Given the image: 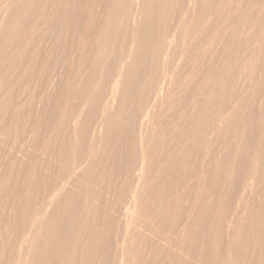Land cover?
<instances>
[{"label":"rangeland","instance_id":"rangeland-1","mask_svg":"<svg viewBox=\"0 0 264 264\" xmlns=\"http://www.w3.org/2000/svg\"><path fill=\"white\" fill-rule=\"evenodd\" d=\"M9 1V0H7ZM14 1V2H13ZM10 0L9 4L7 3L6 4V0H0V12L3 11L5 9V6L8 7V9L6 8V11L5 12H2L3 14H6L5 16L3 14H0L1 18H2V15H3V20H4V25H3V30L1 29V32H0V50H2V53L0 55V57L2 56V54L6 51H3V46L5 49H7L8 51V48H10V50L13 49V46H12V49H11V45L9 44H12L14 45V43L12 41H15V44L19 43L20 41H18V38L19 40H22L25 37H27V40H29L28 38H30V40H33V44L31 43L30 45V42L29 46L31 48H29L30 50H28V44L26 45L27 47H25L23 50H21L23 52V54L21 52H19L21 55H25L26 56H20V54H18L20 57L19 59L17 58V53L16 54H13L15 52V50H17L18 48H21L22 46H18L19 44H17L14 48V50H12V55L11 56V51L10 53L6 52L4 53V57L5 59H2V67L4 66L3 64H5L6 60H7V57H11L10 58V64L7 60V64L5 65L6 68L4 67L3 69L0 68V116H2L0 118V264H15L14 261H16V263L18 264L19 262L21 263V261H19L20 259H22L21 257V254H22V251H21V245H22V241H23V238H24V231H25V228L23 227L24 226V221L22 219V208L23 206H25V202H28L29 199L27 200L26 199V196L27 198H29V196L31 197V203H36L37 206H40V203L44 202L45 200H43L44 198L48 200H50L51 202V205L49 206L50 208H48V214L47 216L45 217V219L43 220L42 222V225L40 226L41 228L39 229V233L37 232V234H35V238L33 237V246L35 247H32L29 252L26 253V256L28 257L29 260H27V263L26 264H117V261L118 259L120 258L119 256H121V253H120V245L119 244H122V238H123V232H124V223H123V210H125L128 205H129V198L127 197V193H129V191H131L129 188L132 189V187L134 188V183L136 182V177H135V170L133 171L131 168H130V165L133 163V152L134 150H137V148L139 147H136L139 145L140 143V133L142 134L143 131H145L144 129L146 128L145 127V115L147 113V109L151 108V99L150 97L151 96H146L144 95V93H142L143 91H141V86H143L142 84L144 83V81L147 79V75H149V69L155 65L156 62L155 59H152V55L150 56L149 54L148 55H145V56H139L137 57L138 59H136V61L133 63L134 65H132V68H133V76L130 78V80H126L125 83H122L123 85L120 84L121 88L118 87V94L114 102V104L109 107V110L106 111L104 113L103 109H108V108H104L106 107V104L104 102H106V97L109 95L108 92L111 91L112 89V85L114 84V79H115V72L118 71L119 69H115V68H119L121 67V59L123 58V54L124 53L123 51L128 49V47L130 46V40L131 38H133V32L135 30H137L138 32L141 33V35L143 34V31L145 30V25H144V22H147L146 20H148L147 18V14L145 15L144 13H148V10L150 9V5L151 3L149 4V1L150 0H145V6L146 7V10L145 9L143 10L144 12H141L140 14V17H138L134 12H132V15H130V18L128 21V25L125 27V26H120V28H118L116 31H117V35H116V43H114L113 46L115 47H110L111 49H113L112 51H110V55L108 54L106 57H104L102 60L103 61H95V55L97 54L96 50H95V40L98 39V36L99 37H102L104 32H102V28H103V31H104V25H106L107 21L106 19L108 18L107 16H109L111 14V11H112V8L110 6L113 7V4H110V3H113L112 1L113 0H93V3L90 2L88 4V0H27L30 4H28L29 8L31 9H28V6L26 7V4H24L25 2L27 3V1H24V0ZM17 1V2H16ZM45 3H44V2ZM52 1V3H51ZM87 3H86V2ZM92 1V0H91ZM263 1V0H262ZM262 1H258V0H254L253 3H257V4H260ZM40 2V3H38ZM79 2V3H78ZM106 2V3H105ZM109 2V3H108ZM82 3V4H81ZM85 3V4H84ZM100 3V4H99ZM104 3V4H103ZM181 7H185L184 5H186L187 3V0H182V3L179 1L178 2ZM184 3V4H183ZM19 4V5H18ZM22 4V5H21ZM51 6H50V5ZM91 4V7L90 9L89 8V5ZM149 5V7L147 5ZM49 5V6H48ZM88 5V8H86V6ZM110 5V6H109ZM180 5L178 6V8L176 9L178 11V9L180 7ZM4 6L3 10H2V7ZM11 6V7H10ZM25 6V9L26 11L23 10V12L21 11V13L17 12V11H20L22 9V7ZM40 6V7H39ZM187 6V5H186ZM19 7V9H18ZM38 7V8H37ZM43 7V8H42ZM49 7V9H48ZM71 7V8H70ZM143 7V8H145ZM10 8V9H9ZM33 8V9H32ZM40 8V14H38V17L35 16L37 15L36 12H39ZM55 8V9H54ZM80 8V9H79ZM82 8V9H81ZM97 10H96V9ZM149 8V9H148ZM182 8V10H183ZM17 9V10H16ZM36 9V10H35ZM88 9V10H87ZM108 9V10H107ZM179 9V10H180ZM46 10V11H44ZM68 10V12H67ZM73 10L75 11V13L73 12ZM175 10V11H176ZM11 11V12H10ZM31 13H30V12ZM36 11V12H35ZM48 11V12H47ZM59 11V12H58ZM90 11V12H89ZM110 11V14L107 13ZM132 11H135L134 9ZM173 11V13H170L168 16L166 15V17H169V18H166L165 16V21H167L168 23V26L165 28L167 30H169V32L167 33H164L162 31V29H160L159 33L155 30L156 29V24L155 22H158L156 19H152V24L151 22H148L150 23V26H149V29L150 31H147L149 34H146L148 36L146 37H156L161 33V36L162 34H165V37L164 39H166L168 37V35L170 34V32H172L173 30H175L174 28L178 25L179 23V16H180V12L182 13V11H178V12H175ZM15 12H17V14H15ZM46 14H45V13ZM88 12V13H87ZM102 12V13H101ZM199 12V11H198ZM22 13L25 15H22ZM42 13V14H41ZM60 13V14H59ZM96 13V14H95ZM107 13V14H106ZM179 16H178V14ZM12 14V15H11ZM19 14V15H18ZM56 14V15H55ZM70 14V15H69ZM87 16H86V15ZM101 16H100V15ZM106 14V15H105ZM109 14V15H108ZM173 14V15H172ZM22 15V16H21ZM29 17H28V16ZM53 15V16H52ZM83 15V16H82ZM94 15V16H93ZM19 16V17H18ZM35 16V17H34ZM43 16V17H42ZM72 18H71V17ZM80 16V17H79ZM93 16V17H92ZM98 16V18H97ZM137 16V17H136ZM143 16V17H142ZM174 16V17H173ZM197 16V15H196ZM21 17V18H20ZM39 18V20H35L37 18ZM75 17V18H74ZM88 17V18H87ZM101 17V18H100ZM137 20H136V18ZM171 17V18H170ZM30 18V19H29ZM32 18V19H31ZM35 18V19H34ZM71 18V19H70ZM80 18V19H79ZM85 18V19H84ZM93 18V19H92ZM99 19L97 21V19ZM144 20V18L146 20ZM175 20H173V19ZM178 18V19H177ZM10 19V20H9ZM13 19V20H12ZM20 19V20H19ZM45 19V20H44ZM59 19V20H58ZM82 19V20H81ZM164 19V18H163ZM2 19H0V21H3ZM43 20V21H42ZM47 20V21H46ZM66 20V21H65ZM73 20V21H72ZM88 20V21H87ZM136 20V21H135ZM177 20V21H176ZM11 21L12 24H9ZM17 22L14 23V27H13V22ZM37 21V23H35ZM71 23H70V22ZM75 21V22H74ZM87 21V23H86ZM92 21V22H91ZM135 21V22H133ZM141 22L143 23L141 26V23H137V22ZM165 21H163V23H166ZM8 22V23H7ZM34 22V23H33ZM68 22V23H67ZM77 22V23H76ZM80 22V23H78ZM94 22V23H93ZM147 22V23H148ZM177 22V23H176ZM2 23V22H1ZM36 24L35 26L33 24ZM70 23V25H69ZM99 23V24H98ZM137 23V24H136ZM176 23V24H175ZM3 24V23H2ZM2 24H0L2 26ZM10 26H8V25ZM66 24V25H65ZM84 24H90V27L91 29L87 30V34L86 35V40L84 38V33H83V29L85 27ZM140 24V25H139ZM166 24V25H167ZM176 26H175V25ZM7 25V26H6ZM17 25V27H16ZM30 25V27H29ZM45 25V26H43ZM52 25V26H51ZM63 25V26H62ZM84 27H83V26ZM96 25V26H94ZM139 25V27H138ZM165 25V26H166ZM173 25L175 27H173ZM212 25V24H210ZM208 25L206 28L208 33H205L204 30V34L202 32V35H201V32L198 34V38L196 37L197 40H193V41H197V44L196 42H194V46H192L191 43H189L188 46L187 45V48H190L191 51H192V47H194L193 49V53L190 51V49H187L185 54L182 55V52L180 51H177V55H174L176 56L175 58H173V60H171V62H173L172 64L173 65H170L168 64L169 62H166L164 61V59L162 58H159L157 59L156 58V61H158L160 63V66L161 68L158 70L160 72H162V74H165L166 70H167V73L169 75V73L171 72L172 73V80H174V82H172L173 84V90H172V87H171V91L169 92V95L166 97L165 96V99L163 101V104H162V109L161 108H158L160 110L157 109V111H160V112H157L156 113V116H155V122H153V125H151V123L148 125L149 127V130L148 131V137L150 139H153L150 140L152 141L151 144H152V160L155 162V164L157 162H159L158 160L160 159V164L159 166H161L162 162H163V157H166L168 156L169 158L172 157L173 158V154H174V158L178 157V159H176L175 163H172L174 162V159L170 160L172 162L169 161L170 165L168 167V169L173 168V173L172 171H167L169 172V174L167 173L166 176L164 174H162V169L163 168H160L158 167V165H155L157 166L159 169H161L160 171L158 170L157 168V172H159V174L156 172V167L153 165V163H150V174H152L150 176V179L152 180H148L150 182H146L145 185H146V193H149L151 191V193L153 191H159L157 194H155L154 192L152 193V197L153 195L155 194V199H156V195L157 197H160L159 195L162 196V198L160 197L159 199H162V200H159V201H156L154 198H152L153 200H155L157 203L160 202L162 203L161 208L164 204L163 207L167 208L168 210V216L165 214V213H162V214H165L166 216H164V219L162 218L163 215H161V211L163 212V209L164 208H159L160 210H158V208H154L152 206V212L150 213V217H152V214L153 211H156L154 215V218L157 217V214L159 217H161L162 219L160 220V218L158 217L156 221H154V223H150L149 222L147 223L145 220V217L140 220V223L141 225L144 224V226H146L145 228H148L147 230H149V228H151L146 236H144L142 239L138 238L139 239V242L140 244L144 245V246H141L140 248H143L146 252L144 253V258L146 259H142V257L140 256L139 260H142L144 264V260L146 262V264H205V263H209L208 261H211V257L215 255V252L218 253H221L220 255H222L223 253V250L226 251V248L224 245H226L225 243V240L227 241V236H224V234H220V238H219V245H218V242L215 243V245L213 246V249L212 248V245L211 243L213 244V240H211L213 234H210L212 233V231L210 230V225L211 223H207L208 219L209 221H212V217L213 216V219L214 217L216 218V216H218V213L220 215V209L223 207H226L225 205L227 203L228 206H230L231 208H233L231 206V204L234 206L235 204V200L237 198V196L239 194L237 193H240L238 186L240 187L241 189V185H243V182H245V178L247 177V173H248V169L249 167L246 165V163L248 162V165H249V161H251L253 158V156L249 157L248 158V155L250 156L252 151H253V147L255 148L256 146V142L259 141V139L263 136V127L262 130H260V128L258 127L259 125H257L256 123V120H257V117L258 115L260 114V109L262 106L259 105L258 102H253L250 98H248L250 100V102L245 99L246 101H248L246 103V101H241L242 103H237V105L235 106L237 108L234 109L233 111V114H235V116H232L231 120L230 119V127H229V130L227 133H224L222 136H223V139L225 138V141H223V139L221 140L222 142H216L214 140L213 142L216 143V144H213L212 141L211 143L214 145V147L212 146V144L207 141L208 143H210L208 145V143L205 141H203V138L201 137H204V131H201L200 130L203 128V123L199 124H193L192 123V116L195 115V113H197L198 111V108H199V105H200V100H197L199 101V104L196 103L197 101L195 100V98L198 99V83L200 81H202L204 78H205V74L203 75V72H205L204 70L207 69L208 65L206 63H204L205 66H207L206 68H202L201 67H205L203 64L199 65V63H197L198 61H195L193 60V58H195V52H196V45L199 46L200 45V42H203L202 40H205L206 37H208L209 35H212V34H209V33H212L213 32V26L212 25V31H211V28H209ZM5 26V28H4ZM19 26V27H18ZM67 26V27H66ZM71 26V27H70ZM88 26V25H87ZM103 26V27H102ZM155 27V29L153 27ZM172 26V27H171ZM8 27V28H7ZM27 27V28H26ZM38 27V28H37ZM42 27V28H41ZM77 27V28H76ZM89 27V26H88ZM99 27V28H98ZM124 29H122V28ZM136 27V28H135ZM9 28L11 30H9ZM33 28V29H32ZM40 28V29H39ZM72 28V29H71ZM83 28V29H82ZM135 28V29H134ZM142 28V29H141ZM25 29V30H24ZM35 29V30H34ZM39 29V30H38ZM74 29V30H73ZM79 29V30H78ZM141 29V30H139ZM24 30V32H23ZM33 30V31H31ZM37 30V31H36ZM118 30H119V33H118ZM125 32H123V31ZM133 30V31H132ZM153 30V32H151ZM206 30V29H205ZM210 30V31H208ZM11 31H15V32H12V35L11 34ZM31 31V34L29 33ZM90 31V32H88ZM100 31V32H98ZM18 32V33H17ZM40 32V33H39ZM43 32V33H42ZM79 32V33H78ZM13 33H15V35H13ZM23 33V37L20 36L21 34ZM30 35H29V34ZM51 33V34H50ZM101 33V34H99ZM139 33V34H140ZM145 31H144V35H145ZM4 34V35H3ZM166 34L167 37H166ZM16 35L18 38H16ZM19 35V36H18ZM71 35V36H70ZM83 37H82V36ZM132 35V36H130ZM140 35V36H141ZM143 35V36H144ZM4 36V37H3ZM14 36V37H13ZM161 36L159 35V38H161ZM201 36V37H200ZM206 36V37H205ZM34 37V39L32 38ZM163 37V36H162ZM15 38V39H14ZM96 38V39H95ZM152 38V39H153ZM204 38V39H203ZM12 39V40H11ZM14 39V40H13ZM58 39V40H57ZM75 39V40H74ZM94 39V40H93ZM38 40V41H37ZM89 40V41H88ZM163 40V39H162ZM3 41V42H2ZM9 41V43H8ZM11 41V42H10ZM43 41V42H42ZM56 41V42H55ZM192 41V42H193ZM166 42V41H165ZM223 42H226V41H223ZM2 43V44H1ZM56 43V44H55ZM199 43V44H198ZM222 43V42H221ZM220 43V44H221ZM4 44V45H3ZM76 44V45H75ZM118 44V45H117ZM124 44V45H123ZM196 44V45H195ZM219 44V45H220ZM225 44V43H224ZM224 44H221L223 46H220L221 48H219L221 51H219L220 53L222 52V48L224 47ZM5 45L9 46V47H5ZM120 45V46H119ZM218 45V46H219ZM43 48H42V47ZM17 48V49H16ZM68 50H67V49ZM83 48V50H82ZM26 49L29 52L28 54V51H26ZM34 49V50H33ZM66 49V51H65ZM81 53H80V51ZM33 50V51H32ZM93 50V51H92ZM123 50V51H122ZM178 50V49H177ZM189 50V51H188ZM25 51V52H24ZM32 51V52H31ZM36 51V52H35ZM68 51V52H67ZM70 51V52H69ZM1 52V51H0ZM95 54H94V53ZM218 52V53H219ZM40 53V54H39ZM73 53V54H71ZM80 53V54H79ZM115 53V54H114ZM180 53V55H179ZM192 53V54H191ZM7 56H6V55ZM70 54V55H69ZM122 54V55H120ZM31 55V56H30ZM33 55V56H32ZM35 55V56H34ZM44 55V56H43ZM68 55H69V58H68ZM84 55V56H83ZM94 55V56H93ZM181 55L183 57V59L181 58ZM188 55V56H187ZM190 55H194L193 57ZM16 57V60H14V63H13V59H15ZM110 56V57H109ZM222 56V55H221ZM220 54H217V57H215L216 59H214L215 61L217 60H220ZM14 57V58H13ZM38 57V58H37ZM122 57V58H121ZM163 57V56H162ZM180 57V58H179ZM143 58V59H142ZM155 58V57H154ZM191 58L193 61L195 62H191ZM219 58V59H218ZM23 59V61H22ZM80 59V60H79ZM87 59V61H86ZM92 59V60H91ZM111 59H113L111 61ZM119 59V60H118ZM177 59V61H176ZM181 59V60H180ZM187 59V60H186ZM4 60V61H3ZM21 60V61H19ZM31 60V61H30ZM34 60V61H33ZM76 60V61H74ZM160 60V61H159ZM162 60V61H161ZM17 61V62H15ZM28 61V62H27ZM30 61V62H29ZM62 61V62H61ZM90 61V63H89ZM140 61V62H139ZM152 61V62H151ZM176 61V62H175ZM189 61V62H188ZM26 62V63H25ZM33 62V63H32ZM38 62V64H37ZM52 62V63H51ZM96 62V63H95ZM98 62V63H97ZM104 62V63H103ZM118 62V63H117ZM154 62V63H153ZM157 62V65H159ZM166 62V63H165ZM178 62V63H177ZM180 62V63H179ZM183 64H182V63ZM19 63V64H18ZM30 63V64H29ZM41 63V65H40ZM50 63V64H49ZM70 63V64H68ZM77 65H76V64ZM95 63V64H94ZM114 63V64H113ZM120 63V64H119ZM144 65H143V64ZM150 63H153L150 65ZM163 63L166 64V66L162 65ZM11 66H9V65ZM44 64V65H43ZM79 64V65H78ZM84 64V65H83ZM89 68H88V66ZM118 64V65H117ZM142 64V65H141ZM189 64V65H188ZM192 64V65H191ZM196 64V65H195ZM18 65V66H17ZM40 65V66H39ZM47 65V66H46ZM52 65V66H51ZM92 65V66H91ZM103 67H102V66ZM105 65V66H104ZM117 65V66H115ZM175 65V66H174ZM178 65V67H177ZM183 65V66H182ZM194 65V66H193ZM75 66V67H74ZM79 66V67H78ZM84 66V67H83ZM87 66V67H86ZM113 66V67H112ZM158 66V67H160ZM185 66V67H184ZM201 66V67H200ZM0 67H1V64H0ZM25 67V68H24ZM46 67V68H45ZM74 67V68H73ZM77 67V69H76ZM91 67V69H90ZM94 67V70H92ZM112 67V68H111ZM137 67V68H136ZM173 67H175L174 69H172ZM197 67V68H196ZM200 67V68H199ZM8 68V69H7ZM67 68V70H66ZM91 70V71H88V69ZM104 68V69H103ZM168 68V69H166ZM170 68L172 69L170 71ZM191 68L193 69L191 71ZM6 69V70H4ZM28 69V70H27ZM30 69V71H29ZM145 69V70H144ZM152 69V68H151ZM179 71H177V70ZM4 70V72H3ZM17 70V72H16ZM19 70V71H18ZM27 70V71H26ZM74 70V71H73ZM102 70V71H101ZM187 70V71H186ZM201 70V71H200ZM23 71V72H21ZM84 73H83V72ZM99 71V72H98ZM163 71L165 73H163ZM170 71V72H168ZM177 71V72H176ZM200 71V72H199ZM19 72H20V75H19ZM38 72V73H37ZM72 72V73H70ZM91 72V73H89ZM96 72V73H95ZM114 72V73H113ZM159 72V73H160ZM176 72V73H174ZM198 72V73H197ZM17 73V74H16ZM67 73V74H66ZM82 73V74H81ZM138 73V74H137ZM174 73V74H173ZM186 73V74H185ZM192 73L191 75H188ZM197 73V74H196ZM202 73V74H200ZM6 74V75H5ZM72 74V75H71ZM91 74V75H90ZM97 74V76H96ZM144 74V75H143ZM181 74V75H180ZM195 74V75H194ZM199 74V75H198ZM8 75V76H7ZM15 75V76H14ZM18 75V76H17ZM32 75V76H31ZM65 75V76H64ZM85 75V76H83ZM114 75V77H113ZM142 77H141V76ZM146 75V76H145ZM160 75V74H158ZM186 77H185V76ZM7 76V77H6ZM14 76V77H13ZM28 76V77H27ZM30 76V77H29ZM43 76V77H42ZM56 76V77H55ZM90 79H89V77ZM171 75H169L168 77L170 78ZM190 76V77H188ZM198 76V77H197ZM202 76V77H201ZM4 79H2V78ZM10 77V79H9ZM78 77V78H77ZM111 77V78H110ZM144 77H146V79L144 80ZM200 77V78H199ZM17 78V79H16ZM20 78V79H19ZM29 78V79H28ZM71 78V79H70ZM87 78V79H86ZM142 78V79H141ZM174 78V79H173ZM195 78V79H193ZM201 78H203L202 80H200ZM13 79V80H12ZM16 79V80H15ZM96 79V80H95ZM101 79V80H100ZM133 81H132V80ZM137 79V80H136ZM181 79V80H180ZM184 79L186 81H184ZM192 79V80H191ZM197 79V80H196ZM15 80V81H14ZM19 80V81H18ZM23 80V81H22ZM26 80V81H24ZM29 80V81H28ZM89 80V81H88ZM98 80V81H97ZM141 80V81H139ZM177 80L179 82H177ZM200 80V81H199ZM9 81V82H8ZM11 81V82H10ZM18 81V82H17ZM83 81V82H82ZM88 81V82H87ZM175 81H176V84L175 85ZM181 81H183V84L182 86L178 85L180 83H182ZM197 81V82H196ZM199 81V82H198ZM264 82V79L262 80ZM4 82V83H3ZM7 82V83H5ZM16 82V83H15ZM21 82V83H20ZM24 82V83H23ZM27 82V83H26ZM80 82V83H79ZM90 82V83H89ZM92 82V84H91ZM132 82V83H131ZM187 82V83H185ZM195 82V83H194ZM3 83V84H2ZM11 83V84H10ZM20 83V85H19ZM68 83V84H66ZM101 83V84H100ZM107 83V84H106ZM128 83V84H127ZM258 83V81L256 82ZM94 84V85H93ZM98 84V85H97ZM109 84V85H108ZM112 84V85H111ZM192 84V85H191ZM10 85V86H9ZM16 85V86H15ZM88 85H91V86H88ZM98 86V89H95V87ZM101 85V86H100ZM105 85V86H104ZM125 85V86H124ZM187 85V86H185ZM258 85V84H257ZM260 85H263L264 86V83L262 84H259ZM4 86V88L2 87ZM13 86V87H12ZM18 86V87H17ZM20 86V87H19ZM94 86V87H92ZM110 86V88H109ZM124 86V87H123ZM128 86V87H127ZM140 86V87H139ZM176 86V87H175ZM184 86V87H183ZM189 86V87H188ZM258 86V87H259ZM262 86V87H263ZM10 87V89H9ZM27 87V88H26ZM46 87V88H45ZM86 87V88H85ZM90 88V90L88 88ZM92 87V88H91ZM137 87V88H136ZM175 87V88H174ZM179 87V89H178ZM182 87V88H180ZM256 84L254 85V89H253V86L251 87V89H248V92H256ZM257 87V88H258ZM4 91H3V89ZM103 88V89H102ZM124 88V90H123ZM139 88V90H138ZM178 90H177V89ZM187 88V89H186ZM33 89V90H32ZM91 89H94V90H91ZM102 89V90H101ZM128 91H126V90ZM184 89V90H183ZM192 89V90H191ZM235 89H241V86L240 84L237 85V88L235 87ZM17 90V91H16ZM26 90V91H25ZM99 90V91H97ZM108 90V91H107ZM121 90V91H120ZM143 90V89H142ZM183 91L181 94L179 92H176V91ZM252 90V91H251ZM264 90V88L262 89V91ZM3 91V92H2ZM9 91H10V94H9ZM25 91V92H23ZM28 91V92H27ZM66 91V92H65ZM82 91V93H81ZM93 91L96 93H102V94H95L93 93ZM101 91V92H100ZM126 91V92H125ZM130 91V92H129ZM180 91V92H181ZM185 91V92H184ZM27 92V93H26ZM62 92V93H61ZM64 92V93H63ZM107 92V93H106ZM139 92V94H138ZM193 92H194V95H193ZM247 90H246V93L248 94ZM86 93V95H85ZM126 94V97H125V94ZM142 93V94H141ZM173 93L175 94V96L173 95ZM178 93V94H177ZM196 93V94H195ZM252 93V94H253ZM264 93V92H263ZM2 94V95H1ZM16 94V95H15ZM20 94V95H18ZM24 94V95H23ZM61 94V95H60ZM64 94V95H62ZM105 94V95H104ZM108 94V95H107ZM121 94V95H120ZM250 94V93H249ZM250 94V96L252 95ZM5 95V96H4ZM9 95V96H8ZM11 95V96H10ZM24 97H23V96ZM68 97H67V96ZM82 95V96H81ZM88 95V96H87ZM94 95V97H93ZM97 95V96H96ZM99 95V96H98ZM140 95V96H139ZM142 95H144L143 97L146 96V98H143ZM179 95V96H178ZM196 95V96H195ZM21 96V97H20ZM26 96V97H25ZM61 96V97H60ZM67 97V99L64 98ZM99 98L97 100V98ZM100 96H101V99H102V102L100 101ZM121 96H124V97H121ZM130 96V97H129ZM177 96V97H176ZM182 96V98H180ZM195 98H194V97ZM248 96V97H250ZM6 97V98H5ZM9 97V100H7ZM11 97V98H10ZM19 97V98H18ZM81 97V98H80ZM86 97V98H85ZM90 97V98H89ZM135 97V98H134ZM149 99H148V98ZM179 97V98H178ZM19 100H18V99ZM62 98V99H61ZM65 100H64V99ZM87 101V98H88V102L86 103V101H84V99ZM96 98V99H95ZM104 98V99H103ZM142 98L144 99V102L142 101ZM203 98V97H201ZM11 99V100H10ZM15 99V100H14ZM27 99V100H25ZM81 99V100H80ZM169 99V100H168ZM178 99V100H177ZM180 99V100H179ZM194 99V100H193ZM200 99V97H199ZM5 100V101H3ZM43 100V101H42ZM63 100V102H62ZM90 100V102H89ZM202 101L204 99H201ZM235 100V97L234 99ZM16 101V102H15ZM25 103H24V102ZM88 105H85L84 106V103ZM120 101V102H119ZM128 101V102H127ZM134 101V102H133ZM169 101V102H168ZM194 101V103H193ZM213 101V100H212ZM209 101V105L211 104V107L212 109H209V111H212V115H214V111L216 109V104L217 102H215V100L213 101ZM232 101V100H231ZM239 101V100H238ZM258 101V100H257ZM58 102V104H57ZM67 102V103H66ZM77 102V103H76ZM92 102V103H91ZM126 104H125V103ZM130 102V103H129ZM166 102V104H165ZM174 104H173V103ZM178 102V103H177ZM181 102V103H180ZM234 102V101H233ZM232 102V103H233ZM5 103V104H3ZM14 103V104H12ZM63 103V104H62ZM83 103V104H82ZM90 103V104H89ZM104 103V104H103ZM119 103V104H118ZM168 103V104H167ZM169 103H170V106H169ZM187 103V104H186ZM245 105H244V104ZM256 103V104H255ZM92 104V105H91ZM102 104V105H101ZM118 104V105H117ZM172 104V105H171ZM177 104V105H176ZM186 104V105H185ZM190 104V105H189ZM192 104V105H191ZM198 104V105H197ZM17 107H15V106ZM21 105V107H20ZM37 105V106H36ZM53 105V106H52ZM63 105V106H62ZM81 105L82 106V109L84 110H79L81 109ZM105 105V106H104ZM122 105V106H121ZM131 105H133L131 107ZM139 105V106H138ZM143 105V106H142ZM165 105V106H164ZM168 105V106H167ZM175 105V106H173ZM187 108H185V106H188ZM241 105V107L239 106ZM6 108H5V107ZM10 106V107H8ZM12 106V107H11ZM25 106V107H24ZM79 106V108H78ZM91 106L93 108H91ZM115 106V107H114ZM147 107V109L145 107ZM170 107L169 108V111H168V108L167 107ZM172 106V107H171ZM194 106V107H193ZM215 106V107H214ZM15 107V108H14ZM59 107V108H58ZM67 107V108H66ZM118 107V108H116ZM128 107V108H127ZM166 107V108H165ZM181 107V108H180ZM196 107V109H195ZM198 107V108H197ZM253 107V109H252ZM61 108V109H60ZM66 108V111L64 110ZM77 108V110H76ZM133 108V109H132ZM240 108V109H239ZM12 109V110H11ZM23 109V110H22ZM71 109V110H70ZM92 109V110H91ZM100 109V110H99ZM124 109V110H123ZM172 109V111L170 110ZM181 109V111H180ZM190 109V110H189ZM193 109V112L191 111ZM195 109V110H194ZM243 109V110H241ZM2 110V111H1ZM5 112H4V111ZM8 110V111H6ZM15 110V111H14ZM59 110V111H58ZM64 110V112H62ZM79 110V111H78ZM118 110V111H117ZM134 110V111H133ZM147 110V111H146ZM161 110L162 112L164 113L165 111V119H162L164 118V114L161 113ZM164 110V111H163ZM189 110V111H188ZM240 110V111H239ZM253 110V111H251ZM81 111V112H80ZM85 111V112H84ZM115 111V112H114ZM122 111V112H121ZM126 111V112H125ZM128 111V112H127ZM133 111V112H132ZM139 111V113H138ZM146 111V113H145ZM238 111L239 113L237 114ZM242 111H244L243 113L246 115L247 113V116H246V119L248 118L249 122L251 123L250 126H248L244 131L243 135L241 134L242 132L240 131V129L238 128V124L236 122L239 121V117L240 116V113L242 114V116H245ZM247 111V112H246ZM248 111H251L248 113ZM62 112V116H59ZM77 112V113H76ZM121 115H119L118 113ZM143 112V113H142ZM170 112V113H169ZM176 112V113H175ZM183 114H181V113ZM258 112V113H257ZM31 113V114H30ZM52 113V114H51ZM57 113V114H56ZM59 113V114H58ZM79 113V114H78ZM108 115H107V114ZM122 113V114H121ZM189 113V114H187ZM194 113V114H192ZM210 113V112H209ZM253 113V115H252ZM9 114V115H8ZM13 114V115H12ZM64 114V116H63ZM88 114V115H87ZM93 114V115H92ZM105 114V115H104ZM118 114V116H117ZM129 114V115H128ZM168 114V115H167ZM171 114V115H169ZM211 114L207 117H210ZM16 115V116H15ZM78 115V117H77ZM80 115V116H79ZM87 115V116H85ZM135 115V116H134ZM238 115V116H237ZM8 116V118H7ZM13 116V117H12ZM49 116V117H48ZM112 116V118H111ZM115 116V117H114ZM116 116L118 118H116ZM142 116H144L142 118ZM184 116L185 118L191 123L189 124H186V120L183 122L182 119H184ZM251 116V117H250ZM5 117V118H4ZM57 117H59L58 119H56ZM62 117V118H61ZM71 117V118H69ZM73 117V118H72ZM110 117V118H108ZM157 117V118H156ZM170 117V118H169ZM174 117V119H173ZM206 117V118H207ZM3 118V119H2ZM19 118V119H18ZM23 118V119H22ZM76 118V119H75ZM102 120H101V119ZM116 120H113L115 119ZM139 118V119H138ZM176 118V119H175ZM181 118V119H179ZM245 118V117H244ZM2 119V120H1ZM73 119V120H72ZM79 119V120H78ZM95 119V120H94ZM97 119V120H96ZM144 119V120H143ZM158 119V121H157ZM251 119V120H250ZM7 120V121H6ZM12 120V121H11ZM56 122H55V121ZM89 120V121H88ZM109 120V121H108ZM127 120V121H126ZM144 122H143V121ZM174 120V121H173ZM181 120V121H179ZM235 120V122H234ZM69 121V122H68ZM73 121V122H72ZM76 121V122H74ZM79 121V122H78ZM114 121V122H113ZM116 121V122H115ZM121 121V122H120ZM139 121V123H138ZM163 121V122H162ZM168 121V122H167ZM176 121V122H175ZM187 121V123H188ZM9 122V123H8ZM11 122V123H10ZM62 125H61V123ZM71 122V123H70ZM118 122V124H116ZM142 122V124H141ZM170 122V123H169ZM233 122V124L231 125V123ZM255 122V123H254ZM13 123V124H12ZM17 123V124H16ZM99 123V124H98ZM102 123V124H101ZM115 123V124H113ZM161 123V124H160ZM234 123L237 124V126H234ZM6 124V125H5ZM56 124V126H55ZM58 124H60L58 126ZM66 124V125H65ZM71 124V125H70ZM81 124V125H80ZM112 124V125H111ZM163 124V125H162ZM165 124V125H164ZM186 124V125H185ZM257 125V126H254ZM42 125V126H41ZM64 125V127H63ZM78 125V127H77ZM97 125V126H96ZM111 125V126H109ZM138 125V126H137ZM143 125V126H142ZM150 125L152 126V128L150 127ZM157 125V126H156ZM159 125V126H158ZM170 125V126H169ZM190 125V126H189ZM199 125V127L197 126ZM40 126V127H39ZM50 126V127H49ZM53 126L55 127V129L53 128ZM70 126V127H69ZM100 126V127H98ZM141 126V128H140ZM154 126V128H153ZM180 128H179V127ZM185 126V127H184ZM192 126V127H191ZM195 126H197L195 128ZM4 127V128H3ZM21 127V128H20ZM142 127L144 129H142ZM159 127V128H157ZM233 128H236V133L235 132V129L233 130V133L232 132V129ZM7 128V129H6ZM23 128V129H22ZM51 128V129H50ZM57 128V129H56ZM72 128V130H71ZM75 128V129H74ZM95 128V129H94ZM102 128V129H101ZM111 130H110V129ZM161 128V129H160ZM165 128V130H164ZM168 128V129H167ZM171 128V129H170ZM179 128V130H178ZM182 128H185V129H182ZM193 128V129H192ZM195 128V129H194ZM199 128V129H198ZM255 128H257L255 130ZM79 129V130H78ZM101 131H99V130ZM134 129V130H133ZM143 130V131H139V130ZM163 129V131H162ZM189 132V130H191ZM254 129V130H253ZM11 130V131H10ZM53 130V131H52ZM56 130V131H55ZM75 130V131H74ZM96 130V131H95ZM98 130V131H97ZM156 130V131H155ZM167 130V131H166ZM185 130H186V133H188V135L190 136H193L194 138L188 136L186 133H185ZM188 130V131H187ZM203 130V129H202ZM258 130V131H257ZM17 131V132H16ZM30 131V132H29ZM42 131L44 133H42ZM56 133H55V132ZM105 131V132H104ZM136 131V133H135ZM139 131V132H138ZM164 133H162V132ZM184 131V132H183ZM20 132V134H19ZM26 132V133H25ZM32 132V133H31ZM49 132V133H48ZM58 132V134H57ZM93 132V133H92ZM95 132V133H94ZM100 132V133H99ZM131 132V133H130ZM167 132V133H166ZM172 132V133H171ZM177 132V133H176ZM179 132V133H178ZM180 132H181V136H180ZM200 132V134L198 133ZM259 133V136L258 139L256 140V134ZM23 133V134H22ZM48 133V136L47 134ZM55 133V134H54ZM77 133V134H76ZM79 133V134H78ZM98 133V134H97ZM105 135H101V134H104ZM138 133V134H137ZM157 133V134H156ZM174 133V135H173ZM176 133V134H175ZM239 133L241 134V136L239 135ZM2 134V135H1ZM4 134V135H3ZM45 136H44V135ZM50 134V135H49ZM54 134V135H53ZM95 134V135H94ZM137 134V135H136ZM164 136L161 137L162 135ZM179 136H178V135ZM192 134V135H191ZM198 134L200 135V137H198ZM234 134V135H233ZM236 134V135H235ZM255 134V135H254ZM39 135V136H38ZM59 135V136H58ZM75 135V136H74ZM92 135V136H91ZM97 135H100L99 137ZM153 135V136H152ZM157 135V136H156ZM161 135V136H160ZM186 135L189 139L192 138V139H188V138H184L183 136ZM233 135V136H232ZM238 135V136H237ZM28 136V137H27ZM35 136V137H34ZM50 136V139L51 141L49 142V146L48 144L46 145L44 143V141L47 140V138H49ZM91 136V137H90ZM97 136V137H96ZM105 136V137H104ZM133 136V137H132ZM221 136V135H220ZM234 136H237V140H236V137L234 140L233 137ZM25 137V138H23ZM38 137V138H37ZM42 137V138H41ZM47 137V138H45ZM101 137V139H99ZM103 137V138H102ZM108 137V138H106ZM139 137V138H137ZM168 137V139H167ZM182 137L184 139H188L189 141H191V145L190 143L186 144L187 141L186 140H182ZM241 137V139L239 138ZM254 137H256L254 139ZM23 138V139H21ZM35 138V139H34ZM45 138V139H44ZM55 139L53 141V139ZM199 138V139H198ZM206 138V137H205ZM221 139V137H218ZM243 138V140H242ZM25 139V140H24ZM104 139V140H103ZM106 139V140H105ZM132 139V140H131ZM139 139V140H138ZM155 139V140H154ZM164 139V140H163ZM167 139V140H166ZM170 139V140H169ZM172 139V140H171ZM177 139V141L175 140ZM227 139V140H226ZM240 139V140H239ZM34 140V141H33ZM36 140V141H35ZM97 143H95V141ZM98 140V141H97ZM177 143L174 142V141ZM194 140V141H193ZM198 141L201 145H199ZM203 143H202V141ZM256 140V141H255ZM23 143H22V142ZM40 141V142H39ZM103 141V142H102ZM106 141V142H105ZM139 141V142H138ZM183 141H186L184 142L183 144ZM235 141V142H234ZM238 141H240L239 144ZM52 142L54 144H52ZM92 142V143H91ZM155 142V143H154ZM171 144H170V143ZM195 142V143H194ZM225 144H224V143ZM234 142V144H233ZM255 142V143H253ZM44 143V144H43ZM104 143V144H103ZM122 143V144H121ZM154 143V144H153ZM166 143V144H165ZM169 143V144H168ZM219 143V145H218ZM221 143V145H220ZM249 143V144H248ZM18 144V145H17ZM99 144V145H98ZM159 144V145H158ZM165 144V145H164ZM175 144V146H173ZM193 144V145H192ZM204 144V145H202ZM222 144H224V146H222ZM227 144H229L228 146H226ZM237 144V145H236ZM241 144V145H240ZM248 144V146H247ZM255 144V145H254ZM258 144V143H257ZM10 145V146H9ZM44 145V147H43ZM171 145V146H170ZM184 147H183V146ZM189 145V146H188ZM195 145V146H194ZM199 145V147H198ZM245 145V147H244ZM52 146V147H51ZM54 146V147H53ZM78 146V147H77ZM92 148H91V147ZM135 146V147H134ZM156 146V147H155ZM160 146V147H159ZM177 146V147H176ZM192 147L190 148L192 152H190V149H189V153H187V155H180V156H176V154L179 152V147H182V149H180L181 152H185V150H188V147ZM204 146L203 148V151H202V148L200 147ZM209 146V147H208ZM210 146H212V150L210 149ZM216 146H220V148H222L221 150L217 149ZM236 146V147H235ZM46 147H48L46 149ZM50 147V148H49ZM97 149H94L96 148ZM107 147V148H106ZM155 147V148H154ZM163 147V148H162ZM175 147V148H174ZM186 147V149H184ZM207 149H206V148ZM93 150H91V149ZM133 148V149H132ZM136 148V149H135ZM154 148V149H153ZM159 148V149H157ZM161 148V149H160ZM215 148H216V151H215ZM242 148V149H240ZM4 149V150H3ZM39 149V150H38ZM130 149V150H129ZM162 149H163V152H162ZM168 149V150H167ZM201 149V150H200ZM211 151H209V150ZM240 149V150H239ZM245 149V151H244ZM247 149V151H246ZM252 149V151H251ZM96 150V151H94ZM99 150V152H98ZM139 150V149H138ZM157 150V152H156ZM160 150V151H158ZM173 150V151H172ZM174 150H176L174 152ZM178 150V151H177ZM184 150V151H183ZM198 150V151H197ZM204 150H206V156H205V152ZM214 150V151H213ZM234 150V151H233ZM236 150V151H235ZM250 150V151H248ZM77 151V152H76ZM166 151V152H165ZM227 151V152H226ZM27 152V153H26ZM60 152V153H59ZM70 152V153H69ZM95 152V153H94ZM124 152V153H123ZM130 152H132V154L130 155ZM172 152V156H171V153ZM232 152V153H231ZM251 152V153H250ZM69 155H68V154ZM99 153V154H98ZM128 153V154H127ZM157 153V155H156ZM167 153H170L167 155ZM176 153V154H175ZM193 153V155H192ZM222 153V154H220ZM231 153V154H230ZM12 154V155H11ZM26 154V155H25ZM28 154V155H27ZM47 154V155H46ZM88 154V155H87ZM95 156H94V155ZM135 154H136V151H135ZM160 154V155H159ZM165 154V155H164ZM207 154H209L207 156ZM211 154V155H210ZM230 154V155H229ZM253 154V153H252ZM18 155V156H16ZM40 155V156H39ZM72 155V156H71ZM130 155V156H129ZM164 155V156H163ZM170 155V156H169ZM196 155V156H195ZM201 155V156H200ZM216 155V156H215ZM221 155V156H220ZM227 155V156H226ZM37 156V157H36ZM70 156V157H69ZM74 156V157H73ZM90 156V157H89ZM92 156V157H91ZM163 156V157H162ZM186 156V157H185ZM190 156V158H189ZM205 158V163H200V161L202 162V158ZM211 156H212V159H211ZM224 156V157H223ZM237 156V157H236ZM239 156V157H238ZM27 157V158H26ZM40 157H42L40 159ZM79 157V158H78ZM89 157V158H87ZM94 157V158H93ZM99 157V158H98ZM159 157V158H158ZM182 157V158H181ZM184 157V158H183ZM201 159H200V158ZM208 157L210 159H208ZM234 157V158H233ZM12 160H11V159ZM34 158V159H33ZM46 158V159H45ZM71 160H70V159ZM98 158V159H97ZM216 158V159H215ZM218 158V159H217ZM24 159V160H23ZM27 159V160H26ZM128 159V160H127ZM130 159V160H129ZM133 159V160H132ZM158 159V160H157ZM187 159L189 161H187ZM193 161H192V160ZM198 159L200 161H198ZM249 159V160H248ZM36 160H38L36 162ZM66 160V161H64ZM82 160H86L85 162L82 161ZM91 160V162H90ZM97 160V161H96ZM157 160V161H156ZM210 160V161H209ZM223 160V161H222ZM227 160H229L227 162ZM246 162H244V161ZM248 160V161H247ZM264 160V157L263 159L261 160V162ZM132 161V162H130ZM162 161V162H161ZM178 161H179V164H178ZM188 163H187V162ZM192 161V162H191ZM207 161V163H206ZM217 161V162H216ZM240 161V163H239ZM18 162V163H17ZM34 162V163H33ZM69 162V163H68ZM74 162V163H73ZM84 163V164H77V163ZM97 162V163H96ZM152 162V161H151ZM204 162V160H203ZM13 163V165H12ZM90 163V164H89ZM111 163V164H110ZM131 163V164H130ZM180 163H183L181 164V167H179L180 169H178V165L180 166ZM227 163V164H226ZM264 163V161H263ZM9 164V165H8ZM41 164V165H39ZM76 164V166L74 165ZM89 164V165H88ZM129 164V165H128ZM164 164V163H163ZM162 164V166H163ZM173 164V165H172ZM175 164V166H174ZM193 164V165H192ZM204 164V165H203ZM207 164V165H206ZM35 165V166H34ZM38 167H37V166ZM69 165V166H68ZM72 165V166H71ZM79 165L80 167H83V165H86V167L84 166L85 170L83 169V174L79 175V176H75V177H69V178H65L64 179V174L63 172L65 170V168H70L72 169V167H79L77 166ZM82 165V166H81ZM92 167H91V166ZM177 165V167H176ZM184 166V169L183 170H186L187 171H182L181 168ZM210 165V166H209ZM221 165V167H220ZM229 165V166H228ZM247 167H246V166ZM64 166V168H63ZM67 166V167H66ZM161 166V167H162ZM193 166V167H192ZM196 166V167H195ZM199 166H203L202 170H201V167ZM206 166V167H205ZM15 167V168H14ZM17 167V168H16ZM33 167V168H32ZM42 167V168H41ZM62 167V168H61ZM153 167V169H152ZM164 167V166H163ZM174 167L176 169H174ZM187 167V168H185ZM208 167V168H207ZM227 167V168H226ZM237 167V168H235ZM10 168V169H9ZM38 168V169H37ZM40 168V169H39ZM211 168V169H210ZM221 168V169H220ZM230 170H229V169ZM19 171H18V170ZM32 169V170H31ZM35 169V171H34ZM166 169V168H165ZM166 169V170H168ZM218 169V170H217ZM40 170V171H38ZM181 170V172L179 171ZM199 170V171H198ZM204 170V171H203ZM210 170V172H208ZM236 173L233 172V171ZM35 173H34V172ZM37 171V173H36ZM85 171H87L85 173ZM131 171V172H130ZM155 171V172H154ZM180 174H179V172ZM201 171V172H200ZM204 173H203V172ZM222 171V172H221ZM7 172V173H5ZM20 174H19V173ZM32 176H31V174ZM44 172V173H43ZM176 172H178L179 175H175ZM183 172V173H182ZM188 172V174H187ZM206 172V173H205ZM228 172V174H227ZM239 172V173H238ZM34 173V174H33ZM40 173V174H39ZM44 176H42L41 175ZM86 175H85V174ZM98 173V174H97ZM100 173V174H99ZM192 173V174H190ZM198 173V174H197ZM231 173V174H230ZM264 173V172H263ZM27 174V175H26ZM38 174V176H37ZM156 174V176H155ZM162 174V175H161ZM182 174V175H181ZM186 174V175H185ZM200 174H205L203 177L202 175ZM207 174V175H206ZM245 177H242L243 175ZM34 175H36L34 177ZM158 175V176H157ZM172 176L174 179H176L174 182V179L172 177H169V176ZM218 175V176H217ZM228 175L230 177V175H232L230 178L228 177V179L224 176ZM236 177H235V176ZM241 175V176H240ZM46 176V177H45ZM60 176V177H59ZM96 176V177H95ZM148 176V177H149ZM153 176V177H152ZM163 176V177H162ZM167 176L170 178V179H167ZM187 176V177H186ZM220 176L222 178H220ZM5 179H4V178ZM24 177V178H23ZM31 177V178H30ZM41 177V178H40ZM62 177H63V180H62ZM82 177V178H81ZM90 177V178H89ZM100 177V178H99ZM152 177V178H151ZM158 177H160L158 179ZM164 177L166 179H164ZM176 177V178H175ZM200 177V179H199ZM203 177V179L205 178V182H202L201 181V178ZM235 177V178H234ZM264 177V175H263ZM13 180H12V179ZM33 178V182L34 184H31L30 183V179ZM35 178V179H34ZM59 178V179H58ZM154 178V180H153ZM156 178V179H155ZM187 178V179H186ZM207 178H209L208 180H206ZM213 180L211 181L210 180ZM234 178V179H233ZM242 178L244 180H242ZM25 179V180H24ZM58 179V180H57ZM71 181H70V180ZM79 179V180H78ZM98 179V180H97ZM148 179V178H147ZM173 179V180H172ZM184 181H183V180ZM194 179V180H193ZM200 181H199V180ZM218 179V180H217ZM220 179V180H219ZM230 179V180H229ZM238 179V180H237ZM10 180V181H9ZM12 180V181H11ZM21 180V181H20ZM42 180V181H41ZM166 182L164 183V185H160L159 182ZM169 180V181H168ZM172 180V181H170ZM182 180V182H181ZM209 180H210V183H209ZM217 180V181H216ZM230 182H229V181ZM232 180L234 183H232ZM24 181V182H23ZM45 181H46V184H45ZM53 181V182H52ZM63 181V182H62ZM87 181V182H86ZM153 181H156L158 183V186H157V183L156 182H153ZM168 181V182H167ZM192 181V182H191ZM193 181H195L193 183ZM242 183H241V182ZM26 182V184H25ZM32 182V181H31ZM62 182V184L60 183ZM74 184H72V183ZM90 182V183H89ZM181 184H180V183ZM184 182V183H183ZM201 182V183H200ZM220 182V184H218ZM14 183V184H12ZM20 183V184H19ZM30 183L31 186H29L28 184ZM52 183V184H51ZM115 183V184H114ZM175 183V184H174ZM193 183V184H192ZM196 183V184H195ZM204 185H203V184ZM210 186V184L212 185V187L208 188L209 186H206L207 184ZM236 183V184H235ZM241 183V185H240ZM263 183V182H259L257 185L259 187H261L260 185ZM41 184V185H40ZM90 184V185H89ZM127 184V185H126ZM151 184V185H150ZM153 184H156L154 186H156V188L153 186ZM166 184V185H165ZM175 186H173V185ZM201 186H200V185ZM260 184V185H259ZM45 185V186H44ZM48 185L50 187H48ZM57 187H55V186ZM60 185V186H59ZM63 185V186H62ZM172 185V186H171ZM182 185V186H181ZM203 186H206V191H205V188H204V192H203ZM226 185V186H225ZM234 185V186H233ZM254 186L253 187V191L251 194H254L253 196H249L251 198V200L249 199L248 202L251 201L250 205L255 209V208H260V206L263 204L264 202V197H262L263 200H259L261 198V189L258 188V191H257V187L258 186ZM4 186V187H3ZM20 186V187H19ZM34 186V187H33ZM59 186V188H58ZM124 186V187H123ZM147 186H148V190H147ZM150 186V188H149ZM155 188V189H153ZM161 188H160V187ZM165 186V187H164ZM177 186V187H176ZM184 186V187H183ZM190 186V187H189ZM197 186H200L198 187L197 189L200 190L203 192L202 194V198L207 201L208 203L206 204V202L201 198V201H200V195L199 194V191H197L196 187ZM215 186L216 189H217V192L216 189L213 187ZM221 186V187H220ZM18 187V189H17ZM61 187V188H60ZM89 187V188H88ZM122 187V188H121ZM174 187L176 190H174ZM179 187V188H178ZM183 189H182V188ZM189 187V189H188ZM195 187V188H194ZM219 190H218V188ZM223 187V188H222ZM21 188V189H20ZM31 188V189H30ZM35 188V189H34ZM38 188V189H37ZM52 188V189H51ZM58 189V191H55L54 189ZM63 188V189H62ZM166 188V190H165ZM226 188V189H225ZM25 189V190H24ZM37 189V190H36ZM40 189V190H39ZM50 189V190H49ZM91 189V190H90ZM149 189H151L149 191ZM161 189V190H159ZM180 189V191L178 190ZM182 189V190H181ZM196 189V191H195ZM209 191H208V190ZM211 189V190H210ZM215 189V190H214ZM232 189V190H231ZM263 189V188H262ZM26 190H28V192H26ZM47 190H49L50 192L53 193V191L55 192V194L57 196H54L52 193L50 194V192H48ZM127 190V191H126ZM175 192H174V191ZM184 190V191H183ZM227 190V191H226ZM16 191V192H15ZM19 191V192H18ZM149 191V192H148ZM164 191V192H163ZM170 191L172 192L170 193ZM178 193H177V192ZM241 191V190H240ZM26 192V193H25ZM32 194H31V193ZM36 192V193H35ZM45 192V193H44ZM85 192V193H83ZM97 192V193H96ZM206 192H208V195L205 194ZM212 192V193H211ZM229 192V193H228ZM236 192L234 195L233 193ZM255 192V193H253ZM30 193V194H29ZM39 195H38V194ZM49 193V194H48ZM74 193V194H73ZM88 193V194H87ZM90 193V194H89ZM150 193V194H151ZM165 193V195H164ZM167 193V194H166ZM169 193V194H168ZM176 193V194H175ZM181 193V194H180ZM201 193V192H200ZM217 193H219L217 195ZM222 193V194H220ZM233 196V200L231 201V195ZM13 196H11V195ZM73 194V195H72ZM80 194V195H79ZM86 194V196H85ZM159 194V195H158ZM198 197L199 200H195V196ZM199 194V195H198ZM213 195V196H210V195ZM237 194V196H236ZM250 194V195H251ZM5 195V196H4ZM29 195V196H28ZM35 195V196H34ZM45 195V196H44ZM53 195V196H52ZM166 195L168 198H166ZM178 197H177V196ZM181 195V196H180ZM184 195V196H183ZM198 195V196H197ZM223 195V196H222ZM229 195V196H228ZM260 195V196H259ZM73 198H72V197ZM164 196V197H163ZM173 198H172V197ZM176 196V197H175ZM205 196V197H204ZM206 196H209L207 199H206ZM221 196V197H220ZM228 196V198L226 197ZM259 196V197H257ZM40 197V198H39ZM78 197V198H77ZM85 197V198H84ZM90 197V198H89ZM124 197H126L124 199ZM182 197V198H181ZM184 197V198H183ZM214 197V198H213ZM223 197V199H222ZM235 197V199H234ZM254 197V198H253ZM25 198V199H24ZM89 198V199H88ZM113 198V199H112ZM128 198V200H127ZM171 198V200H170ZM177 198V199H175ZM187 198V199H186ZM259 198V199H258ZM16 199V200H15ZM22 199V200H21ZM35 201H34V200ZM41 199V200H40ZM54 199V200H52ZM76 199V200H75ZM82 199V200H81ZM86 199V200H85ZM174 199V200H173ZM211 201H210V200ZM214 199V200H213ZM220 199V200H219ZM226 199V200H225ZM85 200V201H84ZM90 200V201H89ZM119 200V201H118ZM153 205H155V201H153ZM177 200V201H175ZM230 202H228V201ZM253 200V201H252ZM66 201V202H65ZM76 201V202H75ZM102 201V202H101ZM127 203H125V202ZM161 201H164L161 202ZM170 201V202H169ZM198 201H200L201 203L199 205H196L198 204ZM221 201V204L224 205L222 207L221 204H218L220 203ZM13 202V203H12ZM21 202V203H20ZM24 202V204H23ZM71 202V204H70ZM83 202V203H82ZM91 202V203H90ZM110 202V203H109ZM122 202V203H121ZM124 202V204H123ZM195 202H197L195 204ZM204 202H205V206H204ZM218 202V203H217ZM222 202H226L225 204L222 203ZM252 202L255 204L257 202V204L259 205V207L255 205H252ZM259 202V203H258ZM33 203V206L35 205ZM121 203V204H119ZM159 203V204H160ZM167 203V204H166ZM171 203V204H170ZM192 203V204H191ZM211 203V204H210ZM217 203V204H216ZM9 204V205H8ZM23 204V205H22ZM55 204V205H54ZM57 204V205H56ZM70 204V205H69ZM111 204V205H110ZM114 204V205H113ZM119 204V205H118ZM158 204V205H159ZM171 205V208L170 207H167L168 205ZM175 204V205H173ZM196 207H195V205ZM203 204V206H202ZM76 205V206H75ZM90 205V206H89ZM158 205H155L156 207ZM169 205V206H170ZM192 205V206H191ZM194 205V207H193ZM212 205V206H211ZM218 205H221L220 209H219V206ZM11 206V208H10ZM74 206V207H73ZM158 206V207H160ZM173 206V207H172ZM183 206V207H182ZM201 206V208H200ZM255 206V207H254ZM264 206V205H262ZM7 207V209H6ZM17 207V208H16ZM182 210H181V208ZM198 207L201 209H198ZM203 207V209H202ZM207 207V209H206ZM210 207L212 209H210ZM214 207V208H213ZM230 207H226L225 208V211L226 209L230 208ZM19 208V210H18ZM84 208V210L82 209ZM125 208V209H124ZM169 208V209H168ZM197 208V209H196ZM209 208V209H208ZM229 209V211H231L232 209ZM262 208V207H261ZM260 208V209H261ZM76 209V210H75ZM78 209V211H77ZM86 209V210H85ZM179 211H177V210ZM206 209V210H204ZM258 209V210H260ZM72 210V211H71ZM170 210V211H169ZM177 211L174 213L173 215V212ZM198 212V213H196ZM203 210V213H202V216H201V221L199 222L198 220L196 221L195 219H198V214L201 213ZM219 211L218 213H216L215 211ZM263 210V208H262ZM261 210V211H262ZM8 211V212H7ZM10 211V212H9ZM81 211V212H80ZM159 211H160V214H159ZM200 211V212H199ZM206 211V212H205ZM214 213H213V212ZM68 212V213H67ZM75 212V213H74ZM121 212V213H120ZM170 212V213H169ZM205 212V214H204ZM209 212V213H208ZM9 213V214H8ZM70 213V214H69ZM85 213V214H84ZM89 213V214H88ZM99 213V214H98ZM120 213V214H119ZM172 213V214H171ZM196 213V214H195ZM170 214V215H169ZM192 214H194L192 216ZM206 217L203 218L204 216ZM211 214H217V215H211ZM7 217H6V216ZM84 215V216H83ZM89 215V216H88ZM117 215V216H116ZM120 215V216H119ZM207 215H208V219H207ZM14 216V217H12ZM148 216V215H147ZM175 216V217H174ZM190 216V217H189ZM64 217V218H63ZM187 217V218H186ZM194 219H193V218ZM196 217V218H195ZM21 218V219H20ZM50 218V219H49ZM66 218V219H65ZM153 218V219H154ZM178 220H177V219ZM205 219L204 221L202 220ZM49 219V221H48ZM81 219V220H80ZM119 219V221H118ZM65 220V221H64ZM102 221V222H100ZM158 221V222H157ZM161 221V222H159ZM185 221V222H184ZM189 221V222H188ZM105 224H104V223ZM146 222V224H145ZM188 222V223H187ZM202 222L204 223V225L202 224ZM9 223V224H8ZM11 223V224H10ZM62 223V224H61ZM182 223H187L186 225L182 224ZM201 223V224H199ZM250 223V222H247V224ZM147 224H149L147 226ZM153 224V225H152ZM156 224V225H154ZM162 224V225H161ZM208 224V225H206ZM246 224V226H248ZM252 224V223H251ZM250 224V225H251ZM68 225V226H67ZM177 225V227H176ZM181 225H183V229H185L186 232H183V229L181 227ZM206 225V226H205ZM248 226L246 227L247 229H251L252 226ZM6 226V227H5ZM98 228H97V227ZM143 226V228H144ZM152 226V227H151ZM154 226V227H153ZM161 226V227H160ZM193 226V227H192ZM202 226V227H201ZM204 226V227H203ZM56 227V228H55ZM101 227V229H100ZM169 227V228H168ZM13 228V229H12ZM44 228V229H43ZM54 228V229H53ZM159 228V230H158ZM199 228V229H198ZM201 228V229H200ZM207 228H209L207 230ZM224 228V227H223ZM123 229V230H122ZM161 229V231H160ZM182 229V231L180 230ZM24 230V231H23ZM70 230V231H69ZM121 230V231H120ZM157 230V231H156ZM195 230V231H193ZM210 230V232H209ZM2 231V232H1ZM40 231H41V234H40ZM66 231V233H65ZM68 231V232H67ZM99 231V232H98ZM115 231V232H114ZM152 234H151V232ZM201 231V233L198 234V232ZM43 232V233H42ZM51 232V233H50ZM57 232V233H56ZM71 232V233H70ZM119 232V233H118ZM150 232V233H149ZM178 232L180 233L178 235ZM195 232V233H194ZM68 233V234H67ZM121 233V234H120ZM157 233V234H156ZM186 235H185V234ZM205 233V234H204ZM39 234V235H38ZM83 234V235H81ZM149 234V236H148ZM156 234V235H155ZM159 234V235H158ZM195 234V235H194ZM5 237H4V236ZM37 235V237H36ZM42 235V236H41ZM52 235V236H51ZM66 235V236H65ZM69 235V236H68ZM199 235V236H198ZM201 235V236H200ZM206 235V236H205ZM14 236V237H13ZM40 236V237H39ZM49 236V237H48ZM56 236V237H54ZM74 236V238H73ZM116 236V237H115ZM118 236V237H117ZM148 236V237H147ZM151 236V237H150ZM153 236V237H152ZM155 237V239H153ZM172 236V237H171ZM179 236V237H178ZM197 236V237H196ZM42 237V238H41ZM67 237V238H66ZM80 237V239H79ZM121 237V238H120ZM146 237V238H145ZM182 238V239H179V238ZM197 239H196V238ZM210 237V238H209ZM216 237H218V235H216ZM222 237V239H221ZM225 237V238H223ZM66 238V239H65ZM150 240H149V239ZM193 238V239H192ZM202 240H201V239ZM39 239V240H38ZM42 239V240H41ZM76 239V240H75ZM118 239V240H117ZM121 239V240H120ZM145 239V240H144ZM200 239V240H199ZM209 239V240H208ZM213 239V238H212ZM225 239V240H223ZM15 240V241H14ZM66 240V241H65ZM69 240V241H68ZM140 240H142L141 243ZM152 240V241H151ZM159 240V242H157ZM170 240V241H168ZM178 240V241H177ZM193 240H194V243H193ZM199 240V241H198ZM41 241V242H40ZM49 241V242H47ZM62 241V243H61ZM165 241H167L165 243ZM182 241V242H181ZM203 241V242H202ZM217 241H218V238H217ZM16 242V243H15ZM19 242V243H18ZM38 242V244H37ZM52 242V244H51ZM73 242V243H72ZM76 242V243H75ZM80 242H82L80 244ZM118 242V243H117ZM162 242V243H161ZM179 242V243H178ZM192 242V243H191ZM200 242V243H199ZM21 243V245H20ZM36 243V244H35ZM64 243V244H63ZM152 243H153V246H152ZM174 243V244H172ZM203 243V244H202ZM207 243V244H206ZM224 243V244H223ZM44 244V245H43ZM61 244V246H60ZM170 244V245H169ZM193 244V245H192ZM205 244V245H204ZM222 246V247H219L217 248L218 246ZM15 245V246H14ZM20 245V246H19ZM51 245V246H50ZM78 245V246H77ZM118 245V246H117ZM147 247H146V246ZM153 248V249H150V247ZM162 245L164 246L162 248ZM179 245V246H178ZM204 245V247H203ZM211 245V246H210ZM64 246V247H63ZM92 246V247H91ZM215 246H217L215 248ZM2 247V248H1ZM20 247V248H19ZM45 247V248H44ZM47 247V248H46ZM76 247V248H75ZM118 247V248H116ZM149 247V248H148ZM159 247V248H158ZM161 247V249H160ZM169 247V248H168ZM189 247V248H188ZM158 248V250H157ZM186 248V249H185ZM220 248L222 250H220ZM224 248V249H223ZM40 249V250H38ZM62 249V250H61ZM143 249H141L142 252ZM156 249V250H154ZM200 249V250H199ZM3 250V251H2ZM20 250V251H19ZM69 250V251H68ZM118 250V251H117ZM148 250H152L151 253H149L150 251ZM164 252H162V251ZM19 251V252H18ZM35 251V253H34ZM43 251V252H42ZM74 251V252H73ZM79 253H78V252ZM84 251V252H83ZM117 251V252H116ZM189 251V252H188ZM204 251V252H203ZM215 251V252H214ZM41 252V253H40ZM44 252H45V255H44ZM49 252V253H48ZM153 252V253H152ZM185 252V253H184ZM195 252V253H194ZM78 253V254H77ZM179 253V255H178ZM10 254V255H8ZM55 254V255H54ZM120 254V255H119ZM148 254V255H147ZM170 254V256H169ZM187 254V255H186ZM210 254V256H209ZM43 255V256H42ZM49 255V256H48ZM70 255V256H69ZM115 255V256H114ZM172 255V256H171ZM178 257H176V256ZM201 256L199 258H197L198 256ZM203 255V257H202ZM20 256V257H19ZM37 256V257H36ZM42 256V257H41ZM46 258H45V257ZM117 256V258H116ZM151 256V257H149ZM154 256V257H153ZM157 256V257H156ZM169 256V257H168ZM175 256V257H173ZM250 256V254L247 255V257ZM12 257V258H11ZM16 257V258H15ZM19 257V258H17ZM53 257V259H52ZM62 257V258H61ZM77 257V258H76ZM210 257V258H209ZM42 258V259H41ZM44 258V259H43ZM49 258V259H48ZM64 258V260H63ZM115 258V259H114ZM149 258V260H147ZM181 258V259H179ZM209 258V259H208ZM16 259V260H14ZM18 259V260H17ZM40 259V261L38 260ZM67 259V260H66ZM80 259V260H79ZM103 259V260H102ZM151 259V260H150ZM159 259V260H158ZM162 259V260H161ZM164 259V260H163ZM166 259V260H165ZM168 259V260H167ZM178 259V260H177ZM188 259V260H187ZM73 260V261H72ZM94 260V261H93ZM114 260V261H113ZM138 260V261H139ZM184 260V261H183ZM199 260V261H198ZM19 261V262H18ZM53 261V262H52ZM66 263H65V262ZM142 261H139L140 263ZM148 261V262H147ZM150 261V262H149ZM157 261V262H156ZM173 261V262H172ZM43 262V263H42ZM62 262V263H61ZM194 262V263H193ZM19 263V264H20ZM138 263V264H140Z\"/></svg>","mask_w":264,"mask_h":264},{"label":"bare ground","instance_id":"bare-ground-1","mask_svg":"<svg viewBox=\"0 0 264 264\" xmlns=\"http://www.w3.org/2000/svg\"><path fill=\"white\" fill-rule=\"evenodd\" d=\"M10 1V0H9ZM9 1H7L6 0V4L8 3H10ZM13 1V0H12ZM19 1V0H18ZM24 1H27V0H24ZM50 1V0H49ZM55 1V0H54ZM82 1V0H81ZM95 1V0H94ZM111 1V0H110ZM181 2L182 3V0H150L149 1V4L151 3V5H150V7H149V5H147L149 8V10H148V13H144L145 15L147 14L148 16V20H149V22H151L152 21V19H156L158 22H155V23H157L156 24V29L157 30H155L156 31V33L158 32H160L159 30L160 29H162V31L164 32V33H166L167 31L169 32V30H167V31H165L166 29V27L168 26V24H170V23H172V22H170V23H168L167 21H165V17H166V15L168 16L170 13H173V11H175L177 8H178V6L180 5L178 2ZM259 1V0H258ZM260 1H262V0H260ZM14 2V1H13ZM17 2V1H16ZM44 2V1H43ZM86 2V1H85ZM90 2H92L93 3V0L91 1V0H88V4L90 3ZM113 3H110V4H113V7L112 6H110L111 8H112V11H111V14H110V11L109 12H107V13H109L108 15L109 16H107L108 18L106 19V21H107V23H106V25H104L105 27H104V31H103V28H102V32H104V33H102L103 34V36L102 37H99L98 36V39L97 40H95V50L97 51L96 53V57H95V61H103L104 59V57H106L108 54L110 55V51H112L113 49H111L110 47H112L113 45H114V43H116L115 41H116V35H117V29L118 28H120V26H127L128 25V22H130V21H128L129 20V18H130V15H132V12H134L138 17H140V15H142V14H140L141 12H144L143 10L145 9V11H147L146 10V7L145 6H143V5H145L144 3H145V0H113L112 1ZM146 2H147V0H146ZM184 2H185V0H184ZM254 2V0H187V3H186V5H184L185 7L183 8V7H181V5H180V7H181V11H182V13L180 12V16H179V14H178V16L180 17L179 19V23H178V25L176 26L175 24L177 23H175L174 25L176 26H174L173 25V27H175L174 29L175 30H173L172 32H170V34L168 35V34H166V37H167V35H168V37L166 38V39H164V37H165V34H162V36H161V33L159 34L160 36H161V38H159V35L157 36V38L156 37H146V36H148V35H146V34H149L147 31H150V30H148L149 29V26H150V23L148 22V20H146L145 18H144V20H146L147 22H144V25H145V27H143V28H145V35H144V31H143V34L141 35V33L140 32H138L137 30H135L134 32H133V38H131V40H130V46L128 47V49H126V50H122L124 53H122V54H120V55H122L123 56V58L121 59V67L119 68V66H118V68H115V69H119L118 71H116L115 72V79H114V84L112 85V89H111V91H109L108 92V96L106 97V102H104L105 104H106V107H104V108H108L107 110L106 109H103V111H104V113L106 112V111H108L109 110V107H111L113 104H114V102H115V100H116V98H118L117 97V95H119L118 94V87L119 88H121V86H120V84L121 85H123L122 83H125L126 82V80H130V78L133 76V73H134V71H133V68H132V65H134L133 63L136 61V59H138L137 57H139V56H145V55H152V59H155V61L154 62H156L155 63V65H153L149 70V75H147L148 77H147V79H146V77H144V83L142 84L143 86H141V88L143 89H141V91H143L142 93H144V95H146V96H151L150 98L151 99H149L148 97V99L149 100H151V108H149V109H147V107H145L147 110V113H146V111H145V113H146V115H145V122H144V124H145V129L142 127V129H144L145 131H143V130H139L140 132L141 131H143V133L141 134L140 133V135L141 136H139V137H137V138H139L138 140L140 141V143H139V145L138 146H136V147H139V148H137V150H134V152H133V154H134V156H133V158H134V160H133V163L130 165V168L134 171L135 170V177H136V182L134 183V188L132 187V189L131 188H129L131 191H129V193H127L126 192V194H127V197L129 198V205H128V207L125 209V210H123V223H124V234H123V238H122V244H119L120 245V253H121V256H119L120 258L118 259L117 258V256H116V258L118 259V261H117V264H138V263H140L139 261H142V260H139V258H140V256L141 255H143L144 256V253L146 252L143 248H140L141 246H144V245H142V244H140V243H138L139 242V239L141 238H143L144 236H146V234H147V232L151 229V228H149V230H147L148 228H145L146 226H144V224H142L141 225V223H140V220H142L144 217H145V220H147L146 222L148 223L149 222V224L150 223H154V221H156L157 220V218L159 217L158 216V214H157V217H155L154 218V215H156L155 214V212L156 211H153V213L152 214H154V215H152V217L154 218H151L150 216V213L152 212V206L154 207V208H158V210H160L159 208H161V206L160 205H162V203H160V202H156V201H159V200H162V199H159L160 197L162 198V196L161 195H159L160 197H157V195H156V199H155V194H157L159 191H153L155 194L153 195V197H152V193H151V189H149V193H146L147 191H146V185H145V183L150 179V176L152 175V174H150V163H153L154 161L152 160L153 158V156H152V144H151V142L153 141V139H150L148 136V131H150L149 130V127H148V125L151 123V125H153V122H155V116H156V113L157 112H160V111H157V109L158 108H161L162 107V104H163V101H164V99H165V96L167 97L168 95H169V92L171 91V87L173 86V84H172V82H174V80H172L171 78H172V69H174L175 67H171L170 68V71H168V72H170L169 73V75H171L170 76V78L168 77L169 75L168 74H166L167 73V70L164 72L163 71V73H165V74H162V72H160L159 70H158V68L160 69L161 68V66H160V63L158 62V61H156V58L157 59H159V58H163L164 59V61H166V62H169L168 64H170V65H173L174 63L173 62H171V60H173V58H175L176 56H174V55H177L176 53H177V51H181L182 52V55H184L185 54V52H186V50L187 49H190V48H187V45L189 44V43H191L192 44V46H194L193 44H194V42H196V44H197V41H193V40H197L196 39V37L198 36V34L201 32V35H202V32H203V30H204V32L205 33H208V32H206L207 31V29L208 28H206L208 25H210V24H212V25H214L213 27H212V25H210L209 26V28H211V31H212V28H213V32L212 33H209V34H212V35H209L208 37H206V39L205 40H202L203 42H200V45L199 46H197L196 44V54H195V58H193V60H195V61H198L197 63H199V65H201V64H203L204 65V63H205V65H206V63H207V65H208V67L207 66H205V67H201L202 68V70H203V68H206L207 67V69L206 70H204L205 72H203V75L205 74V78L203 79V78H201L200 80H202V81H198L199 83L197 84L198 85V96L200 97V99H199V97H198V99L197 98H195L194 96V98H195V100L197 101V100H200L201 102H200V105H199V108H198V110H196V111H198L197 113H195V115L194 116H192L191 118H192V123L194 124H197V123H203L204 125H203V130L201 129L200 130V132L201 131H204V137H201V138H203V141H204V139H205V141L207 142V141H209L210 143H211V141H212V143L213 144H216V143H214L213 141L215 140L216 141V139H217V141L216 142H219V140H220V142H222L221 140L223 139V134L224 133H227L228 132V130H229V127H230V119H231V117L232 116H235V114H233V111H234V109L236 108L235 106L237 105V103L239 104V103H242L243 101H246L245 99H247L249 102H250V100L248 99V98H250L253 102H258L259 103V105L260 106H262L261 108H259L260 109V114L258 115V117H257V120H256V124L257 125H259L258 127L260 128V130H262V128L261 127H263V130H262V132H263V136L260 138L259 136H261V135H259V133H257L256 132V134L257 135H255L256 137H254V139L256 138V140L258 139V137L260 138L259 139V141H257L256 143L255 142H253V143H255L256 144V146H255V148L253 147V151H252V149H251V151H252V153H251V155L249 156L248 155V158L249 157H251V156H253V158H251L252 160L251 161H249V165H248V162L246 163L244 160V162L246 163V165L249 167V171H248V173H247V177L245 178V182H243V185H241V183H240V185H241V189H240V187L238 186V188L237 189H239V190H237V191H239L240 193H237V194H239L238 196H237V194H236V196H237V198H236V200H235V204H234V206L231 204V206L233 207V208H231L230 206H228V204L229 203H227L225 206L226 207H230L232 210L231 211H229L228 212V210L230 209V208H228V209H226V211H225V208L226 207H223L224 205H222L221 204V201H220V203H218V204H221L222 205V207H223V209L220 207L221 205H218L219 206V209H220V215H219V211L217 210V211H215L216 213H218V216H216V218L214 217V219H213V216H211L212 218V221H209V219H208V215H207V223H211V225H210V230L212 231V233H210V234H213V236H212V238H211V240H213V244L211 243V245H212V248L211 249H213V246L215 245V243H217L218 242V245H219V243L222 241H220L219 242V238H220V234H224V236H227V241L225 240V239H223V240H225V243H226V245H224L225 246V248H226V251H224L223 250V252H225V253H223L222 255H220L221 253H219V251H218V253H216L215 251V255H214V257L212 256L211 258V261H208L209 263H205V264H264V206H262V205H264V202H263V204L260 206V208L262 207L263 208V210H262V208L260 209V208H253L251 205H250V203H251V201L250 202H248L249 201V199L251 200V196H253L254 194H251L252 193V191H253V187L254 186H256L259 182H263L260 186L261 187H259L258 185V187L256 188L257 189V191H258V188H260L262 191V193H261V198L259 197V196H257V197H259L258 199L261 201V200H263L262 199V197H264V177H263V175H264V163H263V161L261 162V160L263 159V157H264V90L262 91V89L264 88V86L263 85H260L259 86V84H263L264 82L262 81L263 79H264V0L260 3V4H257V3H253ZM38 3H40V2H38ZM45 3V2H44ZM51 3H52V1H51ZM79 3V2H78ZM87 3V2H86ZM106 3V2H105ZM109 3V2H108ZM24 4H26V7L28 6V4H30L28 1H27V3L25 2ZM82 4V3H81ZM85 4V3H84ZM100 4V3H99ZM104 4V3H103ZM184 4V3H183ZM10 5V4H9ZM19 5V4H18ZM22 5V4H21ZM50 5V4H49ZM48 5V6H49ZM51 6V5H50ZM9 7V6H8ZM8 7H6L5 6V9L3 10V8H4V6L2 7V10L3 11H1L0 12V14H3L2 12H5V10H6V8L8 9ZM11 7V6H10ZM22 7V6H21ZM40 7V6H39ZM90 7H91V4L89 5V8H88V5L86 6V8H88V9H90ZM143 7H145V8H143ZM38 8V7H37ZM43 8V7H42ZM71 8V7H70ZM182 8H183V10H182ZM10 9V8H9ZM18 9H19V7H18ZM21 9V8H20ZM19 9V10H20ZM27 9V8H26ZM26 9H25V6H23L22 7V9L20 10V11H17V12H19V13H21V11L23 12V10L24 11H26ZM28 9H31V8H29V6H28ZM27 9V10H28ZM33 9V8H32ZM48 9H49V7H48ZM55 9V8H54ZM80 9V8H79ZM82 9V8H81ZM87 9V10H88ZM96 9V8H95ZM135 10V11H132V10ZM178 9V11H180ZM1 10V9H0ZM17 10V9H16ZM36 10V9H35ZM97 10V9H96ZM108 10V9H107ZM7 11V10H6ZM39 12H36V14L38 13V14H40V8H39V10H38ZM44 11H46V10H44ZM177 10L175 11V12H178ZM199 11V12H198ZM8 12V11H7ZM11 12V11H10ZM17 12H15V14H17ZM30 12V11H29ZM48 12V11H47ZM59 12V11H58ZM67 12H68V10H67ZM73 12L75 13V11L73 10ZM90 12V11H89ZM6 13V12H5ZM31 13V12H30ZM45 13V12H44ZM88 13V12H87ZM102 13V12H101ZM106 13V14H107ZM27 14V13H26ZM25 14V15H26ZM38 14L37 15H35V16H37L38 17ZM42 14V13H41ZM46 14V13H45ZM60 14V13H59ZM96 14V13H95ZM105 14V15H106ZM143 14V15H144ZM174 14V13H173ZM172 14V15H173ZM4 16L6 15V14H3ZM3 15H2V18H1V16H0V19H2L3 20ZM12 15V14H11ZM19 15V14H18ZM22 15H24L23 13H22ZM21 15V16H22ZM24 15V16H25ZM56 15V14H55ZM70 15V14H69ZM86 15V14H85ZM88 15V14H87ZM86 15V16H87ZM100 15V14H99ZM144 15V16H145ZM197 15V16H196ZM28 16V15H27ZM34 16V17H35ZM53 16V15H52ZM83 16V15H82ZM89 16V15H88ZM94 16V15H93ZM92 16V17H93ZM101 16V15H100ZM136 16V17H137ZM165 16V17H164ZM170 16V15H169ZM19 17V16H18ZM29 17V16H28ZM36 17V18H37ZM43 17V16H42ZM71 17V16H70ZM80 17V16H79ZM90 17V16H89ZM135 17V18H136ZM143 17V16H142ZM174 17V16H173ZM21 18V17H20ZM40 18V17H39ZM39 18H37V19H35V20H39ZM72 18V17H71ZM70 18V19H71ZM75 18V17H74ZM88 18V17H87ZM97 18H98V16H97ZM96 18V19H97ZM101 18V17H100ZM164 18V19H163ZM166 18H169V17H166ZM171 18V17H170ZM30 19V18H29ZM32 19V18H31ZM80 19V18H79ZM85 19V18H84ZM93 19V18H92ZM142 19V18H141ZM173 19V18H172ZM178 19V18H177ZM5 20V19H4ZM4 20L3 21H0V24H2V26L0 25V27H1V29L3 30V25H4ZM10 20V19H9ZM13 20V19H12ZM20 20V19H19ZM45 20V19H44ZM59 20V19H58ZM82 20V19H81ZM99 19H97V21H98ZM136 20H137V18H136ZM135 20V21H136ZM143 20V19H142ZM143 20V21H144ZM151 20V21H150ZM174 20V19H173ZM6 21V20H5ZM43 21V20H42ZM47 21V20H46ZM66 21V20H65ZM73 21V20H72ZM88 21V20H87ZM87 21H86V23H87ZM100 21V20H99ZM135 21H133V22H135ZM163 21H165L166 23H163ZM175 21V20H174ZM177 21V20H176ZM2 22V23H1ZM70 22V21H69ZM75 22V21H74ZM92 22V21H91ZM142 22V21H141ZM140 21L139 22H137V23H141ZM8 23V22H7ZM14 23H16L17 24V22H13V27H14ZM34 23V22H33ZM32 23V24H33ZM35 23H37V21L35 22ZM68 23V22H67ZM71 23V22H70ZM70 23H69V25H70ZM77 23V22H76ZM78 23H80V22H78ZM94 23V22H93ZM136 23V24H137ZM168 23V24H167ZM9 24H12L11 23V21H10V23ZM99 24V23H98ZM143 23H141V26H143L142 25ZM151 24H152V22H151ZM167 24V25H166ZM8 25V24H7ZM6 25V26H7ZM34 26L36 25V24H33ZM66 25V24H65ZM85 25V27H84V29H83V33H84V38H85V40H86V35H88L87 34V30H88V28H89V30L91 29V27H90V24H84ZM89 27H88V26ZM140 25V24H139ZM139 25H138V27H139ZM149 25V26H148ZM153 25V24H152ZM166 25V26H165ZM8 26H10V25H8ZM43 26H45V25H43ZM52 26V25H51ZM63 26V25H62ZM94 26H96V25H94ZM16 27H17V25H16ZM19 27V26H18ZM29 27H30V25H29ZM36 27V26H35ZM67 27V26H66ZM71 27V26H70ZM103 27V26H102ZM153 27V26H152ZM155 27H153L154 29H155ZM172 27V26H171ZM4 28H5V26H4ZM8 28V27H7ZM27 28V27H26ZM38 28V27H37ZM42 28V27H41ZM77 28V27H76ZM99 28V27H98ZM122 28V27H121ZM136 28V27H135ZM134 28V29H135ZM140 28V27H139ZM1 29H0V32H1ZM33 29V28H32ZM40 29V28H39ZM38 29V30H39ZM72 29V28H71ZM123 29V28H122ZM142 29V28H141ZM141 29H139V30H141ZM206 29V30H205ZM9 30H11L10 28H9ZM25 30V29H24ZM24 30H23V32H24ZM35 30V29H34ZM74 30V29H73ZM79 30V29H78ZM124 30V29H123ZM122 30V31H123ZM31 31H33V30H31ZM31 31L29 32L30 34H31ZM37 31V30H36ZM133 31V30H132ZM208 31H210V30H208ZM12 32H15V31H11V34L10 35H12ZM88 32H90V31H88ZM98 32H100V31H98ZM123 32H125V31H123ZM151 32H153V30L151 31ZM167 32V33H168ZM204 32H203V34H204ZM18 33V32H17ZM28 33V34H29ZM40 33V32H39ZM43 33V32H42ZM79 33V32H78ZM118 33H119V30H118ZM140 33V34H139ZM21 34V33H20ZM29 34V35H30ZM51 34V33H50ZM99 34H101V33H99ZM4 35V34H3ZM13 35H15V33H13ZM26 35H27V33H26ZM25 35V36H26ZM141 35V36H140ZM144 35V36H143ZM200 35V34H199ZM19 36V35H18ZM20 36H22L23 37V33L20 35ZM24 36V38L22 39V40H19V38L17 37V35H16V38H18V41H20L19 43H17V44H19L18 46L20 47V46H22L21 48H16L17 50H15V52L13 53L12 52V50H14L15 48V46L17 45V44H15V41L17 40H15V41H12L13 43H14V45H12V44H9V45H11V49H12V46H13V49L12 50H10V48H8V51H7V49H5L4 48V46H3V51H5L4 53H6V52H8V53H10V51H11V56H13L12 55V53L13 54H16L17 53V58L19 59L20 57H18L19 55L18 54H20L19 52H21L22 54H23V52L21 51V50H23L25 47H27L26 45L30 42V45H31V43L33 44V40H30V38H28L29 40H27V37H25ZM71 36V35H70ZM82 36V35H81ZM130 36H132V35H130ZM4 37V36H3ZM14 37V36H13ZM83 37V36H82ZM201 37V36H200ZM32 38V37H31ZM153 38V39H152ZM198 38V37H197ZM15 39V38H14ZM13 39V40H14ZM32 39H34V37L32 38ZM96 39V38H95ZM163 39V40H162ZM204 39V38H203ZM12 40V39H11ZM35 40V39H34ZM58 40V39H57ZM75 40V39H74ZM94 40V39H93ZM27 41H29V42H27ZM33 41V42H32ZM38 41V40H37ZM89 41V40H88ZM166 41V42H165ZM193 41V42H192ZM223 41H226V42H223ZM3 42V41H2ZM11 42V41H10ZM43 42V41H42ZM56 42V41H55ZM222 42V43H221ZM8 43H9V41H8ZM224 44V47L222 48L223 50H222V52L220 53L219 51H221L219 48H221L220 46H223V45H221V44ZM2 44V43H1ZM56 44V43H55ZM199 44V43H198ZM220 44V45H219ZM4 45V44H3ZM76 45V44H75ZM118 45V44H117ZM124 45V44H123ZM190 45V44H189ZM188 45V46H189ZM219 45V46H218ZM7 45H5V47H6ZM120 46V45H119ZM7 47H9V46H7ZM42 47V46H41ZM113 47H115V46H113ZM112 47V48H113ZM190 47V46H189ZM29 48H31L30 46H29V44H28V50H30ZM43 48V47H42ZM193 49H194V47H192ZM26 49V51H28ZM67 49V48H66ZM66 49H65V51H66ZM178 49V50H177ZM193 49H192V51H193ZM25 50V49H24ZM34 50V49H33ZM32 50V51H33ZM68 50V49H67ZM82 50H83V48H82ZM195 50V49H194ZM1 52H0V55H1V53H2V50H0ZM31 51V52H32ZM79 51H80V49H79ZM93 51V50H92ZM114 51V50H113ZM189 51V50H188ZM190 51H191V49H190ZM191 51V52H192ZM25 52V51H24ZM29 52L30 51H28V54H29ZM36 52V51H35ZM68 52V51H67ZM70 52V51H69ZM219 52V53H218ZM4 53L2 54V56L0 57V64H1V69H3L4 67L6 68V64L10 61V58L9 57H7V60H8V58H9V60H8V62H7V60H6V62H5V64H3L4 66L2 67V60H1V58L2 59H5L6 57L4 56ZM80 53H81V51H80ZM79 53V54H80ZM94 53V52H93ZM184 53V54H183ZM193 53V52H192ZM191 53V54H192ZM7 54V53H6ZM5 54V55H6ZM26 54V53H25ZM21 55L20 54V56L22 57V56H26V55ZM40 54V53H39ZM71 54H73V53H71ZM95 54V53H94ZM115 54V53H114ZM217 54H220V60H217V61H215L214 59H216L215 57H217ZM7 55H9V54H7ZM6 55V56H7ZM70 55V54H69ZM69 55H68V58H69ZM150 55V56H151ZM179 55H180V53H179ZM182 55H181V58L183 59V57H182ZM186 55V54H185ZM31 56V55H30ZM33 56V55H32ZM35 56V55H34ZM44 56V55H43ZM84 56V55H83ZM94 56V55H93ZM163 56V57H162ZM188 56V55H187ZM192 55H190V57H191ZM192 56V57H193ZM5 57V58H4ZM15 57V56H14ZM13 57V58H14ZM110 57V56H109ZM155 57V58H154ZM38 58V57H37ZM180 58V57H179ZM21 59V58H20ZM103 59V60H102ZM143 59V58H142ZM219 59V58H218ZM14 60H16V57H15V59H13V63H14ZM80 60V59H79ZM92 60V59H91ZM113 59H111V61H112ZM119 60V59H118ZM175 60V59H174ZM173 60V61H174ZM181 60V59H180ZM187 60V59H186ZM192 60V58H191V62L193 63V62H195V61H193ZM4 61V60H3ZM12 61V60H11ZM10 61V62H11ZM19 61H21V60H19ZM22 61H23V59H22ZM21 61V62H22ZM31 61V60H30ZM29 61V62H30ZM34 61V60H33ZM74 61H76V60H74ZM86 61H87V59H86ZM100 61V62H101ZM160 61V60H159ZM162 61V60H161ZM176 61H177V59H176ZM175 61V62H176ZM10 62H9V64H10ZM15 62H17V61H15ZM28 62V61H27ZM62 62V61H61ZM97 62V63H98ZM140 62V61H139ZM152 62V61H151ZM153 62V63H154ZM157 62H158V64L159 65H157ZM165 62V63H166ZM189 62V61H188ZM23 63V62H22ZM26 63V62H25ZM33 63V62H32ZM52 63V62H51ZM89 63H90V61H89ZM96 63V62H95ZM94 63V64H95ZM104 63V62H103ZM118 63V62H117ZM153 63H150V65L151 64H153ZM165 63H163L162 65H164ZM173 63V64H172ZM178 63V62H177ZM180 63V62H179ZM182 63V62H181ZM184 63V62H183ZM182 63V64H183ZM8 64V65H9ZM19 64V63H18ZM30 64V63H29ZM37 64H38V62H37ZM50 64V63H49ZM68 64H70V63H68ZM76 64V63H75ZM114 64V63H113ZM120 64V63H119ZM143 64V63H142ZM141 64V65H142ZM40 65H41V63H40ZM39 65V66H40ZM44 65V64H43ZM77 65V64H76ZM79 65V64H78ZM84 65V64H83ZM87 65V64H86ZM118 65V64H117ZM117 65H115V66H117ZM144 65V64H143ZM189 65V64H188ZM192 65V64H191ZM196 65V64H195ZM10 66V65H9ZM18 66V65H17ZM47 66V65H46ZM52 66V65H51ZM88 66V65H87ZM86 66V67H87ZM90 66V65H89ZM89 66H88V68H89ZM92 66V65H91ZM102 66V65H101ZM105 66V65H104ZM158 66H160V67H158ZM164 66H166V64L164 65ZM175 66V65H174ZM183 66V65H182ZM194 66V65H193ZM11 67V66H10ZM75 67V66H74ZM73 67V68H74ZM79 67V66H78ZM84 67V66H83ZM103 67V66H102ZM113 67V66H112ZM111 67V68H112ZM177 67H178V65H177ZM185 67V66H184ZM199 67V68H200ZM25 68V67H24ZM46 68V67H45ZM87 68V69H88ZM93 69L92 70H94V67H92ZM137 68V67H136ZM179 68V67H178ZM197 68V67H196ZM8 69V68H7ZM76 69H77V67H76ZM90 69H91V67H90ZM104 69V68H103ZM162 69V68H161ZM166 69H168V68H166ZM4 70H6V69H4ZM4 70H3V72H4ZM28 70V69H27ZM26 70V71H27ZM66 70H67V68H66ZM145 70V69H144ZM175 70V69H174ZM177 70V69H176ZM193 69L191 68V71H192ZM19 71V70H18ZM29 71H30V69H29ZM74 71V70H73ZM88 71H91V70H89L88 69ZM102 71V70H101ZM178 71V70H177ZM176 71V72H177ZM187 71V70H186ZM201 71V70H200ZM199 71V72H200ZM6 72H7V70H6ZM9 72V71H8ZM7 72V73H8ZM16 72H17V70H16ZM21 72H23V71H21ZM83 72V71H82ZM99 72V71H98ZM160 72V73H159ZM176 72H174V73H176ZM179 72V71H178ZM193 72V71H192ZM10 73V72H9ZM18 73V72H17ZM16 73V74H17ZM38 73V72H37ZM70 73H72V72H70ZM84 73V72H83ZM89 73H91V72H89ZM96 73V72H95ZM114 73V72H113ZM173 73V74H174ZM198 73V72H197ZM196 73V74H197ZM67 74V73H66ZM82 74V73H81ZM138 74V73H137ZM158 74H160V75H158ZM186 74V73H185ZM192 73H190V74H188V75H191ZM200 74H202V73H200ZM6 75V74H5ZM19 75H20V72H19ZM72 75V74H71ZM91 75V74H90ZM144 75V74H143ZM181 75V74H180ZM195 75V74H194ZM199 75V74H198ZM8 76V75H7ZM6 76V77H7ZM15 76V75H14ZM13 76V77H14ZM18 76V75H17ZM32 76V75H31ZM65 76V75H64ZM83 76H85V75H83ZM96 76H97V74H96ZM135 76V75H134ZM133 76V77H134ZM141 76V75H140ZM146 76V75H145ZM185 76V75H184ZM187 76V75H186ZM185 76V77H186ZM192 76V75H191ZM28 77V76H27ZM30 77V76H29ZM43 77V76H42ZM56 77V76H55ZM86 77V76H85ZM89 77V76H88ZM113 77H114V75H113ZM142 77V76H141ZM188 77H190V76H188ZM198 77V76H197ZM202 77V76H201ZM2 78V77H1ZM4 78V77H3ZM2 78V79H3ZM78 78V77H77ZM111 78V77H110ZM200 78V77H199ZM9 79H10V77H9ZM17 79V78H16ZM15 79V80H16ZM20 79V78H19ZM29 79V78H28ZM71 79V78H70ZM87 79V78H86ZM89 79H90V77H89ZM142 79V78H141ZM193 79H195V78H193ZM4 80V79H3ZM13 80V79H12ZM14 80V81H15ZM96 80V79H95ZM101 80V79H100ZM128 80V81H129ZM132 80V79H131ZM134 80V79H133ZM132 80V81H133ZM137 80V79H136ZM181 80V79H180ZM192 80V79H191ZM197 80V79H196ZM1 81V80H0ZM19 81V80H18ZM17 81V82H18ZM23 81V80H22ZM24 81H26V80H24ZM29 81V80H28ZM89 81V80H88ZM87 81V82H88ZM98 81V80H97ZM139 81H141V80H139ZM184 81H186L185 79H184ZM258 81V83H256ZM2 82V81H1ZM9 82V81H8ZM11 82V81H10ZM83 82V81H82ZM142 82V81H141ZM177 82H179L178 80H177ZM182 83H180V84H178L179 86L181 85L182 86V84H183V81H181ZM197 82V81H196ZM4 83V82H3ZM2 83V84H3ZM5 83H7V82H5ZM16 83V82H15ZM21 83V82H20ZM20 83H19V85H20ZM24 83V82H23ZM27 83V82H26ZM80 83V82H79ZM90 83V82H89ZM132 83V82H131ZM185 83H187V82H185ZM195 83V82H194ZM1 84V83H0ZM11 84V83H10ZM66 84H68V83H66ZM91 84H92V82H91ZM101 84V83H100ZM107 84V83H106ZM128 84V83H127ZM238 84H240V86H241V89H235V87L237 88V85ZM256 84V92H248V89H251V87L253 86V89H254V85ZM258 84V85H257ZM94 85V84H93ZM98 85V84H97ZM96 85V86H97ZM109 85V84H108ZM172 85V86H171ZM175 85H177L176 84V81H175ZM184 85V84H183ZM192 85V84H191ZM1 86V85H0ZM10 86V85H9ZM16 86V85H15ZM88 86H91V85H88ZM101 86V85H100ZM105 86V85H104ZM125 86V85H124ZM123 86V87H124ZM185 86H187V85H185ZM259 86V87H258ZM263 86V87H262ZM3 88H4V86H2ZM13 87V86H12ZM18 87V86H17ZM20 87V86H19ZM92 87H94V86H92ZM91 87V88H92ZM128 87V86H127ZM140 87V86H139ZM176 87V86H175ZM174 87V88H175ZM184 87V86H183ZM189 87V86H188ZM258 87V88H257ZM2 88V89H3ZM27 88V87H26ZM46 88V87H45ZM86 88V87H85ZM88 88V87H87ZM109 88H110V86H109ZM137 88V87H136ZM180 88H182V87H180ZM9 89H10V87H9ZM89 90H90V88H88ZM95 89H98V86L97 87H95ZM103 89V88H102ZM101 89V90H102ZM122 89V88H121ZM177 89V88H176ZM178 89H179V87H178ZM177 89V90H178ZM187 89V88H186ZM11 90V89H10ZM33 90V89H32ZM91 90H94V89H91ZM123 90H124V88H123ZM126 90V89H125ZM138 90H139V88H138ZM172 90H173V87H172ZM184 90V89H183ZM192 90V89H191ZM246 90H247V92H248V94L246 93ZM255 90V89H254ZM3 91H4V89H3ZM2 91V92H3ZM17 91V90H16ZM26 91V90H25ZM25 91H23V92H25ZM95 91V90H94ZM93 91V93H95ZM97 91H99V90H97ZM108 91V90H107ZM121 91V90H120ZM127 91V90H126ZM125 91V92H126ZM181 91V90H180ZM176 91V92H179L180 94L183 92V91ZM252 91V90H251ZM1 92V91H0ZM28 92V91H27ZM26 92V93H27ZM66 92V91H65ZM101 92V91H100ZM128 92V91H127ZM130 92V91H129ZM185 92V91H184ZM62 93V92H61ZM64 93V92H63ZM81 93H82V91H81ZM97 93V92H96ZM95 93V94H96ZM99 93V92H98ZM97 93V94H98ZM107 93V92H106ZM141 93V94H142ZM252 94L251 96H250V94ZM9 94H10V91H9ZM99 94H102V93H99ZM125 94V93H124ZM138 94H139V92H138ZM178 94V93H177ZM196 94V93H195ZM2 95V94H1ZM16 95V94H15ZM18 95H20V94H18ZM24 95V94H23ZM22 95V96H23ZM61 95V94H60ZM62 95H64V94H62ZM85 95H86V93H85ZM105 95V94H104ZM121 95V94H120ZM144 95H142V97L144 96ZM173 95L175 96V94L173 93ZM193 95H194V92H193ZM5 96V95H4ZM9 96V95H8ZM11 96V95H10ZM67 96V95H66ZM82 96V95H81ZM88 96V95H87ZM97 96V95H96ZM95 96V97H96ZM99 96V95H98ZM140 96V95H139ZM146 96L145 97H143V98H146ZM179 96V95H178ZM196 96V95H195ZM248 96H250V97H248ZM21 97V96H20ZM24 97V96H23ZM26 97V96H25ZM61 97V96H60ZM68 97V96H67ZM67 97H65L64 96V98L65 99H67ZM93 97H94V95H93ZM121 97H124V96H121ZM125 97H126V94H125ZM130 97V96H129ZM177 97V96H176ZM201 97H203V98H201ZM234 97H235V100H233L234 99ZM6 98V97H5ZM11 98V97H10ZM19 98V97H18ZM17 98V99H18ZM63 98V99H64ZM81 98V97H80ZM86 98V97H85ZM85 98H83L84 99V101H86L85 100ZM90 98V97H89ZM97 98V97H96ZM95 98V99H96ZM135 98V97H134ZM142 98V101L144 102V99ZM168 98V97H167ZM179 98V97H178ZM180 98H182V96L180 97ZM62 99V98H61ZM64 99V100H65ZM99 98H97V100H98ZM104 99V98H103ZM201 99H204L203 101L201 100ZM7 100H9V97H8V99ZM11 100V99H10ZM15 100V99H14ZM19 100V99H18ZM25 100H27V99H25ZM81 100V99H80ZM169 100V99H168ZM178 100V99H177ZM180 100V99H179ZM194 100V99H193ZM214 101L215 100V102H217V103H215L216 104V109H215V111H214V115H212L211 113H212V111H209L208 112V110L209 109H212V107H211V104L209 105V101ZM232 100V101H231ZM239 100V101H238ZM258 100V101H257ZM3 101H5V100H3ZM43 101V100H42ZM100 101L102 102V99H101V96H100ZM212 101V102H213ZM234 101V102H233ZM242 101V102H241ZM248 101H246V103L248 102ZM0 102H2V101H0ZM16 102V101H15ZM24 102V101H23ZM62 102H63V100H62ZM83 102V101H82ZM88 102V98H87V101H86V103ZM89 102H90V100H89ZM120 102V101H119ZM128 102V101H127ZM134 102V101H133ZM169 102V101H168ZM233 102V103H232ZM25 103V102H24ZM67 103V102H66ZM77 103V102H76ZM84 103V102H83ZM82 103V104H83ZM92 103V102H91ZM103 103V104H104ZM125 103V102H124ZM130 103V102H129ZM173 103V102H172ZM175 103V102H174ZM173 103V104H174ZM178 103V102H177ZM181 103V102H180ZM193 103H194V101H193ZM196 103H198L199 104V101H197ZM3 104H5V103H3ZM12 104H14V103H12ZM57 104H58V102H57ZM63 104V103H62ZM90 104V103H89ZM119 104V103H118ZM117 104V105H118ZM126 104V103H125ZM165 104H166V102H165ZM168 104V103H167ZM187 104V103H186ZM185 104V105H186ZM197 104V105H198ZM213 104H214V102H213ZM244 104V103H243ZM256 104V103H255ZM85 105H87V104H85L84 103V106ZM92 105V104H91ZM102 105V104H101ZM172 105V104H171ZM177 105V104H176ZM190 105V104H189ZM189 105L188 106H185V108H187V107H189ZM192 105V104H191ZM245 105V104H244ZM15 106V105H14ZM18 106V105H17ZM17 106H15V107H17ZM37 106V105H36ZM53 106V105H52ZM63 106V105H62ZM82 106L83 105H81V109H79V110H84V109H82ZM84 106H83V108H84ZM105 106V105H104ZM122 106V105H121ZM133 105H131V107H132ZM139 106V105H138ZM143 106V105H142ZM165 106V105H164ZM168 106V105H167ZM166 106V107H167ZM169 106H170V103H169ZM173 106H175V105H173ZM239 106V105H238ZM5 107V106H4ZM8 107H10V106H8ZM12 107V106H11ZM14 107V108H15ZM19 107V106H18ZM20 107H21V105H20ZM25 107V106H24ZM87 107H88V105H87ZM94 107V106H93ZM92 106H91V108H93ZM115 107V106H114ZM165 107V108H166ZM172 107V106H171ZM194 107V106H193ZM215 107V106H214ZM239 107H241V105L239 106ZM1 108V107H0ZM6 108V107H5ZM59 108V107H58ZM67 108V107H66ZM66 108L64 109L65 111H66ZM78 108H79V106H78ZM89 108V107H88ZM116 108H118V107H116ZM128 108V107H127ZM168 108V111H169V108L170 107H167ZM181 108V107H180ZM238 108V107H237ZM237 108H236V110H237ZM242 108V107H241ZM61 109V108H60ZM133 109V108H132ZM162 109V108H161ZM195 109H196V107H195ZM194 109V110H195ZM240 109V108H239ZM252 109H253V107H252ZM12 110V109H11ZM23 110V109H22ZM64 110L62 111V112H64ZM71 110V109H70ZM76 110H77V108H76ZM78 110V111H79ZM92 110V109H91ZM100 110V109H99ZM118 110H119V108H118ZM117 110V111H118ZM124 110V109H123ZM158 110H160V109H158ZM171 111H172V109H170ZM190 110V109H189ZM188 110V111H189ZM241 110H243V109H241ZM2 111V110H1ZM4 111V110H3ZM6 111H8V110H6ZM15 111V110H14ZM59 111V110H58ZM80 111V112H81ZM120 111V110H119ZM134 111V110H133ZM132 111V112H133ZM164 111V110H163ZM180 111H181V109H180ZM192 112H193V109L191 110ZM240 111V110H239ZM251 111H253V110H251ZM251 111H248V113L249 112H251ZM5 112V111H4ZM62 112H61V114L59 115V116H62ZM85 112V111H84ZM115 112V111H114ZM122 112V111H121ZM126 112V111H125ZM128 112V111H127ZM235 112V111H234ZM237 112V114L239 113L238 111H236ZM244 111H242V113H243ZM247 112V111H246ZM0 113H2V112H0ZM77 113V112H76ZM118 113V112H117ZM138 113H139V111H138ZM143 113V112H142ZM161 113H163L162 112V110H161ZM164 113H165V111H164ZM163 113V114H164ZM167 113V112H166ZM165 113V114H166ZM170 113V112H169ZM176 113V112H175ZM181 113V112H180ZM184 113V112H183ZM183 113H181V114H183ZM258 113V112H257ZM31 114V113H30ZM52 114V113H51ZM57 114V113H56ZM59 114V113H58ZM79 114V113H78ZM107 114V113H106ZM119 114V113H118ZM118 114H117V116H118ZM122 114V113H121ZM164 114V118H162V119H165V117H166V115ZM187 114H189V113H187ZM192 114H194V113H192ZM208 114L210 115L211 114V116L210 117H207L208 116ZM244 114V113H243ZM9 115V114H8ZM13 115V114H12ZM88 115V114H87ZM87 115H85V116H87ZM93 115V114H92ZM105 115V114H104ZM108 115V114H107ZM120 115V114H119ZM129 115V114H128ZM168 115V114H167ZM169 115H171V114H169ZM241 113H240V116H238L239 117V121H237L236 120V122H237V124H238V128L240 129V131L242 132L241 134L243 135V133H244V131H246L245 129L248 127V126H250L251 125V121L249 122V120H248V118L246 119V116H247V113H246V115L245 116H242L241 117ZM252 115H253V113H252ZM16 116V115H15ZM63 116H64V114H63ZM80 116V115H79ZM116 116V118H118ZM121 116V115H120ZM135 116V115H134ZM2 116H0V118H1ZM13 117V116H12ZM49 117V116H48ZM65 117V116H64ZM77 117H78V115H77ZM115 117V116H114ZM144 116H142V118H143ZM207 117V118H206ZM236 117V116H235ZM245 117V118H244ZM251 117V116H250ZM5 118V117H4ZM7 118H8V116H7ZM59 117H57L56 119H58ZM62 118V117H61ZM69 118H71V117H69ZM73 118V117H72ZM79 118V117H78ZM108 118H110V117H108ZM111 118H112V116H111ZM116 118L115 119H113V120H116ZM157 118V117H156ZM170 118V117H169ZM3 119V118H2ZM1 119V120H2ZM19 119V118H18ZM23 119V118H22ZM76 119V118H75ZM101 119V118H100ZM139 119V118H138ZM173 119H174V117H173ZM176 119V118H175ZM179 119H181V118H179ZM73 120V119H72ZM79 120V119H78ZM95 120V119H94ZM97 120V119H96ZM102 120V119H101ZM183 120V122L186 120V124H189L190 122L185 118V116H184V119H182ZM232 120V119H231ZM251 120V119H250ZM7 121V120H6ZM12 121V120H11ZM55 121V120H54ZM89 121V120H88ZM109 121V120H108ZM127 121V120H126ZM157 121H158V119H157ZM174 121V120H173ZM179 121H181V120H179ZM187 121H188V123H187ZM233 121V120H232ZM56 122V121H55ZM69 122V121H68ZM73 122V121H72ZM74 122H76V121H74ZM79 122V121H78ZM114 122V121H113ZM116 122V121H115ZM121 122V121H120ZM163 122V121H162ZM168 122V121H167ZM176 122V121H175ZM234 122H235V120H234ZM9 123V122H8ZM11 123V122H10ZM61 123V122H60ZM71 123V122H70ZM138 123H139V121H138ZM170 123V122H169ZM255 123V122H254ZM13 124V123H12ZM17 124V123H16ZM99 124V123H98ZM102 124V123H101ZM113 124H115V123H113ZM116 124H118V122L116 123ZM141 124H142V122H141ZM161 124V123H160ZM185 124V125H186ZM191 124V123H190ZM233 124V122L231 123V125ZM237 124H235L234 123V126H237ZM1 125V124H0ZM6 125V124H5ZM60 124H58V126H59ZM61 125H62V123H61ZM66 125V124H65ZM71 125V124H70ZM81 125V124H80ZM112 125V124H111ZM111 125H109V126H111ZM150 125V127L152 128V126ZM163 125V124H162ZM165 125V124H164ZM257 125H255L254 124V126H257ZM42 126V125H41ZM55 126H56V124H55ZM97 126V125H96ZM138 126V125H137ZM143 126V125H142ZM157 126V125H156ZM159 126V125H158ZM170 126V125H169ZM190 126V125H189ZM198 127H199V125H197ZM197 126H195V128L197 127ZM261 126V127H260ZM40 127V126H39ZM50 127V126H49ZM63 127H64V125H63ZM70 127V126H69ZM77 127H78V125H77ZM98 127H100V126H98ZM179 127V126H178ZM185 127V126H184ZM192 127V126H191ZM4 128V127H3ZM21 128V127H20ZM53 128L55 129V127L53 126ZM140 128H141V126H140ZM153 128H154V126H153ZM157 128H159V127H157ZM180 128V127H179ZM179 128H178V130H179ZM194 128V129H195ZM237 128V127H236ZM236 128H233L232 129V127H231V129H232V132L231 133H233V130L235 129V132L234 133H236L237 131H236ZM7 129V128H6ZM23 129V128H22ZM51 129V128H50ZM57 129V128H56ZM75 129V128H74ZM95 129V128H94ZM102 129V128H101ZM110 129V128H109ZM155 129V128H154ZM161 129V128H160ZM168 129V128H167ZM171 129V128H170ZM182 129H185V128H182ZM193 129V128H192ZM192 129L191 130H189V132L190 131H192ZM199 129V128H198ZM257 128H255V130H256ZM2 130V129H1ZM1 130H0V132H1ZM71 130H72V128H71ZM79 130V129H78ZM99 130V129H98ZM97 130V131H98ZM111 130V129H110ZM134 130V129H133ZM164 130H165V128H164ZM254 130V129H253ZM11 131V130H10ZM53 131V130H52ZM56 131V130H55ZM54 131V132H55ZM75 131V130H74ZM96 131V130H95ZM100 131V130H99ZM138 131V132H139ZM156 131V130H155ZM162 131H163V129H162ZM162 131H160V132H162ZM167 131V130H166ZM188 131V130H187ZM258 131V130H257ZM17 132V131H16ZM30 132V131H29ZM45 132V131H44ZM43 131H42V133H44ZM101 132V131H100ZM99 132V133H100ZM105 132V131H104ZM184 132V131H183ZM200 132H198L199 134H200ZM26 133V132H25ZM32 133V132H31ZM49 133V132H48ZM48 133H46L47 134V136H48ZM56 133V132H55ZM54 133V134H55ZM93 133V132H92ZM95 133V132H94ZM131 133V132H130ZM135 133H136V131H135ZM162 133H164V132H162ZM167 133V132H166ZM172 133V132H171ZM177 133V132H176ZM175 133V134H176ZM179 133V132H178ZM185 133H186V130H185ZM19 134H20V132H19ZM23 134V133H22ZM45 134V135H46ZM53 134V135H54ZM57 134H58V132H57ZM77 134V133H76ZM79 134V133H78ZM98 134V133H97ZM138 134V133H137ZM136 134V135H137ZM157 134V133H156ZM187 135H188V133H186ZM198 134V137H200V135ZM241 134L239 133V135L241 136ZM2 135V134H1ZM4 135V134H3ZM44 135V134H43ZM44 135V136H45ZM50 135V134H49ZM95 135V134H94ZM101 135H105V133L104 134H101ZM162 135V134H161ZM160 135V136H161ZM173 135H174V133H173ZM178 135V134H177ZM192 135V134H191ZM221 135V136H220ZM234 135V134H233ZM232 135V136H233ZM236 135V134H235ZM259 135V136H258ZM39 136V135H38ZM59 136V135H58ZM75 136V135H74ZM92 136V135H91ZM90 136V137H91ZM98 137L100 136V135H97ZM96 136V137H97ZM153 136V135H152ZM157 136V135H156ZM179 136V135H178ZM180 136H181V132H180ZM188 136H190V135H188ZM238 136V135H237ZM237 136H234L233 137V139L232 140H234L235 139V137H236V140H237ZM28 137V136H27ZM35 137V136H34ZM105 137V136H104ZM133 137V136H132ZM161 137H163L164 138V136L162 135ZM184 138H188L186 135H184L183 136ZM182 137V139H181V141L184 139ZM190 137H192V138H194L193 136H190ZM206 137V138H205ZM218 137H221V139L220 138H218ZM23 138H25V137H23ZM23 138H21V139H23ZM38 138V137H37ZM42 138V137H41ZM45 138H47V137H45ZM44 138V139H45ZM103 138V137H102ZM106 138H108V137H106ZM192 138H190V139H192ZM240 139H241V137H239ZM26 139V138H25ZM24 139V140H25ZM35 139V138H34ZM53 139V138H52ZM99 139H101V137L99 138ZM167 139H168V137H167ZM166 139V140H167ZM189 139V138H188ZM188 139H184V140H188ZM189 139V140H190ZM195 139V138H194ZM199 139V138H198ZM239 139V140H240ZM55 139H53V141H54ZM104 140V139H103ZM106 140V139H105ZM132 140V139H131ZM150 140H152V141H150ZM155 140V139H154ZM164 140V139H163ZM170 140V139H169ZM172 140V139H171ZM175 140V139H174ZM173 140V141H174ZM187 141V143L186 144H188V143H190L191 141ZM227 140V139H226ZM242 140H243V138H242ZM255 140V141H256ZM34 141V140H33ZM36 141V140H35ZM51 141V139H50V136H49V138H47V140L46 141H44V143L46 144H48V146H49V142ZM95 141V143H97L96 142V140H94ZM98 141V140H97ZM138 141V142H139ZM175 141H177V139L175 140ZM174 141V142H175ZM186 141H183V144H184V142H186ZM194 141V140H193ZM196 141V140H195ZM199 141V140H198ZM198 141H196V142H198ZM202 141V140H201ZM203 141H202V143H203ZM223 141H225V138L223 139ZM22 142V141H21ZM40 142V141H39ZM103 142V141H102ZM106 142V141H105ZM235 142V141H234ZM234 142H233V144H234ZM23 143V142H22ZM43 143V144H44ZM92 143V142H91ZM155 143V142H154ZM153 143V144H154ZM170 143V142H169ZM168 143V144H169ZM172 143V142H171ZM170 143V144H171ZM176 143V142H175ZM192 143V142H191ZM191 143H190V145H191ZM195 143V142H194ZM199 143V142H198ZM208 143V142H207ZM210 143H208V145L210 144ZM211 143V144H212ZM224 143V142H223ZM236 143H237V141H236ZM240 143V141H238V143L237 144H239ZM258 143V144H257ZM46 144V145H47ZM52 144H54L53 142H52ZM104 144V143H103ZM122 144V143H121ZM166 144V143H165ZM164 144V145H165ZM173 144V143H172ZM212 144V146L214 147V145ZM225 144V143H224ZM224 144H222V146H224ZM236 144V145H237ZM249 144V143H248ZM248 144H247V146H248ZM254 144V145H255ZM18 145V144H17ZM99 145V144H98ZM159 145V144H158ZM176 145H177V143H176ZM193 145V144H192ZM199 145H201L200 143H199ZM199 145H198V147H199ZM202 145H204V144H202ZM218 145H219V143H218ZM220 145H221V143H220ZM229 144H227L226 146H228ZM241 145V144H240ZM10 146V145H9ZM171 146V145H170ZM173 146H175V144L173 145ZM183 146V145H182ZM189 146V145H188ZM187 146V147H188ZM195 146V145H194ZM205 146V145H204ZM204 146H203V148H204ZM212 146H210V149L212 148ZM43 147H44V145H43ZM52 147V146H51ZM54 147V146H53ZM78 147V146H77ZM91 147V146H90ZM135 147V146H134ZM156 147V146H155ZM154 147V148H155ZM160 147V146H159ZM177 147V146H176ZM184 147V146H183ZM201 148H202V146H200ZM209 147V146H208ZM217 147V149H219L220 148V146H216ZM236 147V146H235ZM244 147H245V145H244ZM249 147V146H248ZM48 147H46V149H47ZM50 148V147H49ZM92 148V147H91ZM90 148V149H91ZM107 148V147H106ZM153 148V149H154ZM163 148V147H162ZM175 148V147H174ZM190 148H192V147H190ZM189 147H188V150H185V152L183 153V152H181L180 151V149H182V147H179V152L176 154V156H180V155H187V153H189V149H190ZM203 148H202V151H203ZM206 148V147H205ZM94 149H97V147L96 148H94ZM133 149V148H132ZM136 149V148H135ZM139 149V150H138ZM157 149H159V148H157ZM161 149V148H160ZM184 149H186V147L184 148ZM207 149V148H206ZM213 149V148H212ZM211 149V150H212ZM222 148H220L219 150H221ZM240 149H242V148H240ZM239 149V150H240ZM4 150V149H3ZM39 150V149H38ZM91 150H93V149H91ZM130 150V149H129ZM168 150V149H167ZM177 150V151H178ZM201 150V149H200ZM209 150V149H208ZM243 150V149H242ZM94 151H96V150H94ZM135 151H136V154H135ZM158 151H160V150H158ZM173 151V150H172ZM176 150H174V152H175ZM184 151V150H183ZM198 151V150H197ZM210 151V150H209ZM214 151V150H213ZM215 151H216V148H215ZM234 151V150H233ZM236 151V150H235ZM244 151H245V149H244ZM246 151H247V149H246ZM248 151H250V150H248ZM77 152V151H76ZM98 152H99V150H98ZM156 152H157V150H156ZM162 152H163V149H162ZM166 152V151H165ZM190 152H192L191 151V149H190ZM204 152H205V156H206V153L208 152H206V150H204ZM211 152V151H210ZM227 152V151H226ZM27 153V152H26ZM60 153V152H59ZM70 153V152H69ZM95 153V152H94ZM124 153V152H123ZM158 153V152H157ZM157 153H156V155H157ZM171 153V156H172V152H170ZM170 153H167V155L168 154H170ZM209 153V152H208ZM232 153V152H231ZM230 153V154H231ZM68 154V153H67ZM99 154V153H98ZM128 154V153H127ZM132 154V152H130V155ZM132 154V155H133ZM220 154H222V153H220ZM229 154V155H230ZM12 155V154H11ZM26 155V154H25ZM28 155V154H27ZM47 155V154H46ZM69 155V154H68ZM88 155V154H87ZM94 155V154H93ZM129 155V156H130ZM160 155V154H159ZM165 155V154H164ZM163 155V156H164ZM192 155H193V153H192ZM209 154H207V156H208ZM211 155V154H210ZM16 156H18V155H16ZM40 156V155H39ZM72 156V155H71ZM95 156V155H94ZM162 156V157H163ZM170 156V155H169ZM196 156V155H195ZM201 156V155H200ZM216 156V155H215ZM221 156V155H220ZM227 156V155H226ZM37 157V156H36ZM70 157V156H69ZM74 157V156H73ZM90 157V156H89ZM89 157H87V158H89ZM92 157V156H91ZM186 157V156H185ZM224 157V156H223ZM237 157V156H236ZM239 157V156H238ZM27 158V157H26ZM42 157H40V159H41ZM79 158V157H78ZM94 158V157H93ZM99 158V157H98ZM97 158V159H98ZM159 158V157H158ZM170 158H171V160L172 159H174V162H172L171 160H170ZM168 157V156H166V157H163V162H162V164H163V166H162V164H161V166H159V162H160V159L158 160L159 162H157V163H159V164H155V162L153 163V165L155 166V165H158V167H160V168H163L162 169V174H163V176H164V174H165V176H166V174L168 173L169 174V172L170 171H172V173H173V168H172V166H171V170L170 169H168V167L170 166V165H168V164H170L169 163V161L170 162H172V163H175V161H176V159H178V157H176V158H174V154H173V158L172 157ZM182 158V157H181ZM184 158V157H183ZM189 158H190V156H189ZM200 158V157H199ZM234 158V157H233ZM11 159V158H10ZM34 159V158H33ZM46 159V158H45ZM70 159V158H69ZM201 159V158H200ZM203 160H204V162H203V160H202V162L198 159V161H200V163H205V158H204V156H203V158H202ZM208 159H210L209 157H208ZM211 159H212V156H211ZM216 159V158H215ZM218 159V158H217ZM250 159V158H249ZM248 159V160H249ZM12 160V159H11ZM24 160V159H23ZM27 160V159H26ZM71 160V159H70ZM128 160V159H127ZM130 160V159H129ZM156 160V161H157ZM192 160V159H191ZM247 160V161H248ZM38 160H36V162H37ZM64 161H66V160H64ZM82 161H84V160H82ZM86 161V160H85ZM84 161V162H85ZM97 161V160H96ZM152 161V162H151ZM187 161H189L188 159H187ZM186 161V162H187ZM193 161V160H192ZM191 161V162H192ZM210 161V160H209ZM223 161V160H222ZM229 160H227V162H228ZM90 162H91V160H90ZM130 162H132V161H130ZM217 162V161H216ZM18 163V162H17ZM34 163V162H33ZM69 163V162H68ZM74 163V162H73ZM97 163V162H96ZM188 163V162H187ZM206 163H207V161H206ZM239 163H240V161H239ZM77 164H84V163H77ZM90 164V163H89ZM88 164V165H89ZM111 164V163H110ZM176 164V163H175ZM175 164H174V166H175ZM178 164H179V161H178ZM181 164H183V163H180V166L178 165V167H177V165H176V167L178 168V169H180L179 167H181ZM227 164V163H226ZM9 165V164H8ZM12 165H13V163H12ZM39 165H41V164H39ZM75 166H76V164H74ZM129 165V164H128ZM173 165V164H172ZM193 165V164H192ZM204 165V164H203ZM207 165V164H206ZM245 165V166H246ZM35 166V165H34ZM37 166V165H36ZM69 166V165H68ZM72 166V165H71ZM77 166H79V165H77ZM82 166V165H81ZM84 166L86 167V165H83V167H72V169H70V168H65V169H63V170H65L64 172H63V176H64V179L66 178H71V177H75L76 175L77 176H79V175H81V174H83V169L85 170V168H84ZM91 166V165H90ZM183 166V165H182ZM210 166V165H209ZM229 166V165H228ZM246 166V167H247ZM38 167V166H37ZM67 167V166H66ZM92 167V166H91ZM156 167V172H157V166H155ZM193 167V166H192ZM196 167V166H195ZM199 167H201V166H199ZM203 167V166H202ZM201 167V170L203 169ZM206 167V166H205ZM220 167H221V165H220ZM15 168V167H14ZM17 168V167H16ZM33 168V167H32ZM42 168V167H41ZM62 168V167H61ZM63 168H64V166H63ZM168 169V170H166V169ZM185 168H187V167H185ZM208 168V167H207ZM227 168V167H226ZM235 168H237V167H235ZM10 169V168H9ZM38 169V168H37ZM40 169V168H39ZM152 169H153V167H152ZM174 169H176L175 167H174ZM184 169V166L181 168V170L182 171H187V169L186 170H183ZM211 169V168H210ZM221 169V168H220ZM229 169V168H228ZM18 170V169H17ZM20 170V169H19ZM18 170V171H19ZM32 170V169H31ZM158 170L160 171L161 169H159L158 168ZM170 170V171H169ZM181 170H179L180 172H181ZM218 170V169H217ZM230 170V169H229ZM34 171H35V169H34ZM33 171V172H34ZM38 171H40V170H38ZM150 171V172H149ZM167 171H169V172H167ZM178 171V172H179ZM199 171V170H198ZM204 171V170H203ZM202 171V172H203ZM233 171V170H232ZM87 171H85V173H86ZM131 172V171H130ZM155 172V171H154ZM178 172H176V174L175 175H179L180 174V172H179V174H178ZM201 172V171H200ZM208 172H210V170L208 171ZM222 172V171H221ZM234 172V171H233ZM5 173H7V172H5ZM19 173V172H18ZM35 173V172H34ZM33 173V174H34ZM36 173H37V171H36ZM44 173V172H43ZM84 173V174H85ZM152 173V172H151ZM158 174H159V172H157ZM171 173V172H170ZM183 173V172H182ZM204 173V172H203ZM206 173V172H205ZM235 173V172H234ZM237 173V172H236ZM236 173H235V175H236ZM239 173V172H238ZM20 174V173H19ZM30 174H31V172H30ZM40 174V173H39ZM98 174V173H97ZM100 174V173H99ZM161 174V175H162ZM187 174H188V172H187ZM190 174H192V173H190ZM198 174V173H197ZM227 174H228V172H227ZM231 174V173H230ZM27 175V174H26ZM41 175H42V173H41ZM86 175V174H85ZM150 175V176H149ZM182 175V174H181ZM186 175V174H185ZM200 175H202L203 177H205L203 174H200ZM207 175V174H206ZM234 175V176H235ZM243 175V174H242ZM31 176H32V174H31ZM36 175H34V177H35ZM37 176H38V174H37ZM36 176V177H37ZM43 176V175H42ZM149 176V177H148ZM155 176H156V174H155ZM158 176V175H157ZM159 176H160V174H159ZM162 176V177H163ZM218 176V175H217ZM228 175H226V176H224V177H226L227 179H228V177H227ZM232 175H230V177H231ZM241 176V175H240ZM44 177V176H43ZM46 177V176H45ZM60 177V176H59ZM96 177V176H95ZM153 177V176H152ZM151 177V178H152ZM161 177V176H160ZM160 177H158V179L160 178ZM169 177H172L171 175L169 176ZM168 176H167V179H170ZM187 177V176H186ZM203 177L201 178V181L202 182H204L205 181V178L203 179ZM229 177V178H230ZM236 177V176H235ZM234 177V178H235ZM242 177H245L244 175L242 176ZM4 178V177H3ZM24 178V177H23ZM31 178V177H30ZM29 178V179H30ZM41 178V177H40ZM82 178V177H81ZM90 178V177H89ZM100 178V177H99ZM148 178V179H147ZM173 178V177H172ZM176 178V177H175ZM220 178H222L221 176H220ZM233 178V179H234ZM5 179V178H4ZM12 179V178H11ZM35 179V178H34ZM59 179V178H58ZM57 179V180H58ZM65 179V180H66ZM72 179V178H71ZM156 179V178H155ZM164 179H166L165 177H164ZM174 179V178H173ZM172 179V180H173ZM187 179V178H186ZM199 179H200V177H199ZM198 179V180H199ZM209 178H207L206 180H208ZM13 180V179H12ZM11 180V181H12ZM25 180V179H24ZM31 181H30V183L31 184H34V182H33V178L32 179H30ZM62 180H63V177H62ZM70 180V179H69ZM79 180V179H78ZM98 180V179H97ZM151 180V179H150ZM153 180H154V178H153ZM172 180H170V181H172ZM176 179H174V182H176L175 181ZM183 180V179H182ZM182 180H181V182H182ZM194 180V179H193ZM204 180V181H203ZM210 180H211V178H210ZM210 180H209V183H210ZM218 180V179H217ZM216 180V181H217ZM220 180V179H219ZM230 180V179H229ZM228 180V181H229ZM238 180V179H237ZM242 180H244L243 178H242ZM10 181V180H9ZM21 181V180H20ZM42 181V180H41ZM71 181V180H70ZM152 181V180H151ZM162 181V180H161ZM169 181V180H168ZM167 181V182H168ZM184 181V180H183ZM200 181V180H199ZM211 181H213V180H211ZM24 182V181H23ZM53 182V181H52ZM63 182V181H62ZM62 182H60L61 184H62ZM87 182V181H86ZM148 182H150V181H148ZM153 182H156V181H153ZM192 182V181H191ZM195 181H193V183H194ZM205 182H207V181H205ZM204 182V183H205ZM230 182V181H229ZM30 183L28 184L29 186H31L30 185ZM36 183V182H35ZM72 183V182H71ZM90 183V182H89ZM157 183V182H156ZM160 183V185H164V183H166V182H159ZM162 183V184H161ZM180 183V182H179ZM184 183V182H183ZM192 183V184H193ZM201 183V182H200ZM232 183H234L233 182V180H232ZM12 184H14V183H12ZM20 184V183H19ZM25 184H26V182H25ZM45 184H46V181H45ZM52 184V183H51ZM73 184V183H72ZM115 184V183H114ZM147 184V183H146ZM167 184V183H166ZM165 184V185H166ZM175 184V183H174ZM181 184V183H180ZM196 184V183H195ZM203 184V183H202ZM207 184V183H206ZM218 184H220V182L218 183ZM236 184V183H235ZM41 185V184H40ZM74 185V184H73ZM90 185V184H89ZM127 185V184H126ZM151 185V184H150ZM154 185H156V184H153V186ZM173 185V184H172ZM171 185V186H172ZM200 185V184H199ZM204 185V184H203ZM202 185V187H203V189L200 187V186H197L196 187V189L198 188V187H200L202 190H203V192H204V188L206 187V186H209L208 184L206 185V186H203ZM45 186V185H44ZM55 186V185H54ZM60 186V185H59ZM59 186H58V188H59ZM63 186V185H62ZM157 186H158V183H157ZM173 186H175V185H173ZM182 186V185H181ZM226 186V185H225ZM234 186V185H233ZM4 187V186H3ZM20 187V186H19ZM34 187V186H33ZM48 187H50L49 185H48ZM55 187H57V186H55ZM124 187V186H123ZM152 187V186H151ZM155 188H156V186H154ZM160 187V186H159ZM165 187V186H164ZM177 187V186H176ZM184 187V186H183ZM190 187V186H189ZM189 187H188V189H189ZM210 187H212V185L210 184V186L208 187V188H210ZM215 189H216V187L215 186H213ZM221 187V186H220ZM61 188V187H60ZM89 188V187H88ZM122 188V187H121ZM149 188H150V186H149ZM153 188V187H152ZM155 188H153V189H155ZM161 188V187H160ZM179 188V187H178ZM182 188V187H181ZM195 188V187H194ZM200 188H199V190H200ZM218 188V187H217ZM223 188V187H222ZM263 188V189H262ZM17 189H18V187H17ZM21 189V188H20ZM31 189V188H30ZM35 189V188H34ZM38 189V188H37ZM36 189V190H37ZM52 189V188H51ZM63 189V188H62ZM183 189V188H182ZM181 189V190H182ZM196 189H195V191H196ZM214 189V190H215ZM226 189V188H225ZM25 190V189H24ZM40 190V189H39ZM50 190V189H49ZM49 190H47L48 192H50ZM55 191H58V189L56 188V189H54ZM91 190V189H90ZM147 190H148V186H147ZM159 190H161V189H159ZM165 190H166V188H165ZM174 190H176L175 189V187H174ZM173 190V191H174ZM179 191H180V189H178ZM198 189H197V191H199ZM208 190V189H207ZM211 190V189H210ZM218 190H219V188H218ZM232 190V189H231ZM241 190V191H240ZM127 191V190H126ZM184 191V190H183ZM205 191H206V188H205ZM209 191V190H208ZM227 191V190H226ZM16 192V191H15ZM19 192V191H18ZM26 192H28V190H26ZM25 192V193H26ZM164 192V191H163ZM172 191H170V193H171ZM175 192V191H174ZM177 192V191H176ZM201 192V193H200ZM203 192L200 190L199 191V194H201L200 195V201H201V198H202V194H203ZM215 192H217V189H216V191ZM31 193V192H30ZM29 193V194H30ZM36 193V192H35ZM45 193V192H44ZM52 192H50V194H51ZM83 193H85V192H83ZM97 193V192H96ZM151 193V194H150ZM160 193V192H159ZM178 193V192H177ZM212 193V192H211ZM229 193V192H228ZM236 192H234L233 193V195L235 194ZM253 193H255V192H253ZM32 194V193H31ZM38 194V193H37ZM40 194V193H39ZM38 194V195H39ZM49 194V193H48ZM53 195L55 194V192L53 191V193H52ZM57 194V193H56ZM54 195V196H57V195ZM74 194V193H73ZM72 194V195H73ZM88 194V193H87ZM90 194V193H89ZM160 194H162V193H160ZM167 194V193H166ZM169 194V193H168ZM172 194H173V192H172ZM176 194V193H175ZM181 194V193H180ZM198 194V195H199ZM205 194H207L208 195V192H206ZM219 193H217V195H218ZM220 194H222V193H220ZM251 194V195H250ZM11 195V194H10ZM52 195V196H53ZM80 195V194H79ZM164 195H165V193H164ZM197 195V196H198ZM210 195V194H209ZM230 195H231V193H230ZM5 196V195H4ZM12 196V195H11ZM29 196V195H28ZM31 196V195H30ZM29 196V198H27V196H26V199L28 200L29 199V201L28 202H25L26 204H25V206H23V208H22V212H21V214H22V219H23V221H24V228H25V231H24V238H23V241H22V245H21V243H20V245H21V251H22V254H21V257H22V259H20L19 261H21V263L20 264H26L27 263V260H29L28 259V257L26 256V253L27 252H29V250L32 248V247H35V246H33V237L35 236V234H37V232L39 231V229L41 228L40 226L42 225V222H43V220L45 219V217L47 216V214H48V211L50 210H48V208H50L49 206L51 205V202H50V200H48L47 199V197H46V199L44 198L43 200H45L44 202H42V203H40V206H37V204L36 203H34L35 205L33 206V203H31V197ZM35 196V195H34ZM45 196V195H44ZM85 196H86V194H85ZM177 196V195H176ZM175 196V197H176ZM181 196V195H180ZM184 196V195H183ZM194 196H195V194H194ZM210 196H213V195H210ZM223 196V195H222ZM229 196V195H228ZM228 196H226L227 198H228ZM250 196V197H249ZM13 197V196H12ZM72 197V196H71ZM164 197V196H163ZM172 197V196H171ZM178 197V196H177ZM196 197V196H195ZM205 197V196H204ZM209 196H206V199L208 198ZM221 197V196H220ZM231 201L233 200V196L231 195ZM40 198V197H39ZM73 198V197H72ZM78 198V197H77ZM85 198V197H84ZM90 198V197H89ZM88 198V199H89ZM126 197H124V199H125ZM128 198H127V200H128ZM152 198H154L155 200H153ZM166 198H168L167 197V195H166ZM173 198V197H172ZM182 198V197H181ZM184 198V197H183ZM214 198V197H213ZM249 198V199H248ZM254 198V197H253ZM25 199V198H24ZM113 199V198H112ZM157 199H159V200H157ZM175 199H177V198H175ZM187 199V198H186ZM199 200L198 199V197H196L195 198V200ZM203 199V198H202ZM222 199H223V197H222ZM234 199H235V197H234ZM16 200V199H15ZM22 200V199H21ZM31 200V201H30ZM34 200V199H33ZM41 200V199H40ZM52 200H54V199H52ZM76 200V199H75ZM82 200V199H81ZM86 200V199H85ZM84 200V201H85ZM152 200L153 201H155V205H158L159 203V205L158 206H160V207H156L155 205H153V203L154 202H152ZM170 200H171V198H170ZM174 200V199H173ZM196 200V201H197ZM204 200V199H203ZM210 200V199H209ZM214 200V199H213ZM220 200V199H219ZM226 200V199H225ZM35 201V200H34ZM90 201V200H89ZM119 201V200H118ZM172 201V200H171ZM175 201H177V200H175ZM200 201H198V204H196L197 202H195V204L196 205H199L201 202ZM205 201V200H204ZM211 201V200H210ZM228 201V200H227ZM253 201V200H252ZM66 202V201H65ZM76 202V201H75ZM102 202V201H101ZM125 202V201H124ZM124 202H123V204H124ZM161 202H163L164 203V201H161ZM170 202V201H169ZM206 202V204L208 203L207 201H205ZM205 202H204V206L206 205L205 204ZM228 202H230V201H228ZM13 203V202H12ZM21 203V202H20ZM83 203V202H82ZM91 203V202H90ZM110 203V202H109ZM122 203V202H121ZM121 203H119V204H121ZM125 203H127V202H125ZM216 203V204H217ZM222 203H224V202H222ZM226 203V202H225ZM224 203V204H225ZM259 203V202H258ZM23 204H24V202H23ZM22 204V205H23ZM70 204H71V202H70ZM69 204V205H70ZM118 204V205H119ZM165 204V203H164ZM164 204H163V206H164ZM167 204V203H166ZM171 204V203H170ZM169 204V205H170ZM192 204V203H191ZM194 204V205H195ZM211 204V203H210ZM256 204V206L258 205L257 204V202L255 203ZM253 202H252V205H255ZM9 205V204H8ZM55 205V204H54ZM57 205V204H56ZM111 205V204H110ZM114 205V204H113ZM122 205V204H121ZM167 206V207H170L171 208V205L170 206ZM173 205H175V204H173ZM194 205H193V207H194ZM196 205H195V207H196ZM76 206V205H75ZM90 206V205H89ZM162 206V208H164L163 209V212H162V210H160L161 211V215H163V219H164V216H168V210H167V208H165V207H163ZM192 206V205H191ZM202 206H203V204H202ZM212 206V205H211ZM74 207V206H73ZM173 207V206H172ZM175 207H176V205H175ZM183 207V206H182ZM255 207V206H254ZM257 207H259V205L257 206ZM10 208H11V206H10ZM17 208V207H16ZM161 208V209H162ZM181 208V207H180ZM200 208H201V206H200ZM199 207H198V209H200ZM214 208V207H213ZM6 209H7V207H6ZM83 210H84V208H82ZM169 209V208H168ZM172 209V208H171ZM174 209V208H173ZM173 209H172V211H173ZM197 209V208H196ZM202 209H203V207H202ZM206 209H207V207H206ZM206 209H204V210H206ZM209 209V208H208ZM210 209H212L211 207H210ZM258 209H260V210H258ZM8 210V209H7ZM18 210H19V208H18ZM76 210V209H75ZM86 210V209H85ZM177 210V209H176ZM181 210H182V208H181ZM201 210V209H200ZM262 210V211H261ZM72 211V210H71ZM77 211H78V209H77ZM160 211H159V214H160ZM170 211V210H169ZM178 211V210H177ZM177 211H175L174 210V212H173V215H174V213L175 212H177ZM195 211V210H194ZM197 211V210H196ZM195 211V212H196ZM207 211V210H206ZM205 211V212H206ZM8 212V211H7ZM10 212V211H9ZM81 212V211H80ZM179 212V211H178ZM200 212V211H199ZM205 212H204V214H205ZM213 212V211H212ZM68 213V212H67ZM75 213V212H74ZM121 213V212H120ZM119 213V214H120ZM157 213V212H156ZM162 213H167L166 215L165 214H162ZM170 213V212H169ZM196 213H198V212H196ZM195 213V214H196ZM202 213H203V210H202V212L201 213H199L198 214V219H195L196 221L198 220L199 222L201 221V216H202ZM209 213V212H208ZM214 213V212H213ZM9 214V213H8ZM70 214V213H69ZM85 214V213H84ZM89 214V213H88ZM99 214V213H98ZM172 214V213H171ZM176 214V213H175ZM204 214H203V216H204ZM148 215V216H147ZM150 215V216H149ZM170 215V214H169ZM194 214H192V216H193ZM211 215H214V214H211ZM215 215H217V214H215ZM214 215V216H215ZM6 216V215H5ZM84 216V215H83ZM89 216V215H88ZM117 216V215H116ZM120 216V215H119ZM166 216V217H167ZM206 216V215H205ZM203 217V218H205L206 219V217ZM7 217V216H6ZM12 217H14V216H12ZM175 217V216H174ZM190 217V216H189ZM194 217V216H193ZM192 217V218H193ZM64 218V217H63ZM160 218V220L162 219L161 217H159ZM168 218V217H167ZM187 218V217H186ZM196 218V217H195ZM202 218V220L204 221L205 219H203ZM21 219V218H20ZM50 219V218H49ZM49 219H48V221H49ZM66 219V218H65ZM177 219V218H176ZM194 219V218H193ZM81 220V219H80ZM178 220V219H177ZM65 221V220H64ZM118 221H119V219H118ZM100 222H102V221H100ZM146 222H145V224H146ZM158 222V221H157ZM159 222H161V221H159ZM185 222V221H184ZM189 222V221H188ZM187 222V223H188ZM247 222H250V223H248L250 226H252L251 227V229H247L246 227H248L249 225L247 224ZM104 223V222H103ZM187 223H182V224H184V225H186ZM9 224V223H8ZM11 224V223H10ZM62 224V223H61ZM105 224V223H104ZM149 224H147V226L149 225ZM199 224H201V223H199ZM202 224L204 225V223L202 222ZM246 224L248 225V226H246ZM153 225V224H152ZM154 225H156V224H154ZM162 225V224H161ZM206 225H208V224H206ZM205 225V226H206ZM68 226V225H67ZM143 226H144V228H143ZM150 226V225H149ZM157 226V225H156ZM209 226V225H208ZM6 227V226H5ZM97 227V226H96ZM152 227V226H151ZM154 227V226H153ZM161 227V226H160ZM176 227H177V225H176ZM181 227H182V229H183V225H181ZM193 227V226H192ZM202 227V226H201ZM204 227V226H203ZM224 227V228H223ZM56 228V227H55ZM98 228V227H97ZM169 228V227H168ZM184 228H186V227H184ZM249 228V227H248ZM13 229V228H12ZM44 229V228H43ZM54 229V228H53ZM100 229H101V227H100ZM182 229H180L181 231H182ZM187 229V228H186ZM199 229V228H198ZM201 229V228H200ZM209 228H207V230H208ZM123 230V229H122ZM158 230H159V228H158ZM210 230H209V232H210ZM70 231V230H69ZM121 231V230H120ZM157 231V230H156ZM160 231H161V229H160ZM193 231H195V230H193ZM2 232V231H1ZM68 232V231H67ZM99 232V231H98ZM115 232V231H114ZM151 232V231H150ZM149 232V233H150ZM153 232V231H152ZM152 232H151V234H152ZM183 232H186L185 231V229H183ZM39 233V232H38ZM43 233V232H42ZM51 233V232H50ZM57 233V232H56ZM65 233H66V231H65ZM71 233V232H70ZM119 233V232H118ZM195 233V232H194ZM199 233H201V231H199L198 232V234ZM40 234H41V231H40ZM68 234V233H67ZM121 234V233H120ZM157 234V233H156ZM155 234V235H156ZM180 233L178 232V235H179ZM185 234V233H184ZM202 234V233H201ZM205 234V233H204ZM39 235V234H38ZM81 235H83V234H81ZM159 235V234H158ZM186 235V234H185ZM195 235V234H194ZM203 235V234H202ZM216 235H218V237H216ZM4 236V235H3ZM42 236V235H41ZM52 236V235H51ZM66 236V235H65ZM69 236V235H68ZM84 236V235H83ZM148 236H149V234H148ZM147 236V237H148ZM199 236V235H198ZM201 236V235H200ZM206 236V235H205ZM5 237V236H4ZM14 237V236H13ZM36 237H37V235H36ZM40 237V236H39ZM49 237V236H48ZM54 237H56V236H54ZM116 237V236H115ZM118 237V236H117ZM137 237L139 238V239H137ZM151 237V236H150ZM153 237V236H152ZM155 237L156 236H154V238L153 239H155ZM172 237V236H171ZM179 237V236H178ZM197 237V236H196ZM195 237V238H196ZM35 238V237H34ZM42 238V237H41ZM67 238V237H66ZM65 238V239H66ZM73 238H74V236H73ZM121 238V237H120ZM146 238V237H145ZM210 238V237H209ZM217 238H218V241H217ZM223 238H225V237H223ZM79 239H80V237H79ZM149 239V238H148ZM179 239H182L181 237L179 238ZM193 239V238H192ZM197 239V238H196ZM201 239V238H200ZM199 239V240H200ZM221 239H222V237H221ZM39 240V239H38ZM42 240V239H41ZM76 240V239H75ZM118 240V239H117ZM121 240V239H120ZM145 240V239H144ZM150 240V239H149ZM156 240V239H155ZM198 240V241H199ZM202 240V239H201ZM209 240V239H208ZM15 241V240H14ZM66 241V240H65ZM69 241V240H68ZM142 240H140V242H141ZM152 241V240H151ZM168 241H170V240H168ZM178 241V240H177ZM41 242V241H40ZM47 242H49V241H47ZM157 242H159V240L157 241ZM167 241H165V243H166ZM182 242V241H181ZM203 242V241H202ZM16 243V242H15ZM19 243V242H18ZM61 243H62V241H61ZM73 243V242H72ZM76 243V242H75ZM82 242H80V244H81ZM118 243V242H117ZM141 243H143V242H141ZM162 243V242H161ZM179 243V242H178ZM192 243V242H191ZM193 243H194V240H193ZM200 243V242H199ZM36 244V243H35ZM37 244H38V242H37ZM51 244H52V242H51ZM64 244V243H63ZM144 244V243H143ZM167 244V243H166ZM172 244H174V243H172ZM203 244V243H202ZM207 244V243H206ZM221 244H222V242H221ZM224 244V243H223ZM19 245V246H20ZM44 245V244H43ZM141 245V246H140ZM170 245V244H169ZM193 245V244H192ZM205 245V244H204ZM204 245H203V247H204ZM210 245V246H211ZM217 245V244H216ZM217 245V246H218ZM15 246V245H14ZM51 246V245H50ZM60 246H61V244H60ZM78 246V245H77ZM118 246V245H117ZM146 246V245H145ZM152 246H153V243H152ZM179 246V245H178ZM215 246V248H214V250L215 249H217V248H219V247H222V246ZM64 247V246H63ZM92 247V246H91ZM147 247V246H146ZM149 247H150V245H149ZM148 247V248H149ZM164 246L162 245V248H163ZM217 247V248H216ZM2 248V247H1ZM20 248V247H19ZM45 248V247H44ZM47 248V247H46ZM76 248V247H75ZM116 248H118V247H116ZM159 248V247H158ZM158 248H157V250H158ZM169 248V247H168ZM189 248V247H188ZM141 249H143V251L144 252H142L141 251ZM150 249H153V248H151L150 247ZM160 249H161V247H160ZM186 249V248H185ZM224 249V248H223ZM32 250V249H31ZM38 250H40V249H38ZM62 250V249H61ZM154 250H156V249H154ZM157 250H156V252H157ZM200 250V249H199ZM220 250H222L221 248H220ZM3 251V250H2ZM20 251V250H19ZM18 251V252H19ZM69 251V250H68ZM118 251V250H117ZM116 251V252H117ZM148 251H150L149 253H151V251L152 250H148ZM160 251H162V250H160ZM43 252V251H42ZM74 252V251H73ZM78 252V251H77ZM80 252V251H79ZM78 252V253H79ZM84 252V251H83ZM162 252H164V251H162ZM189 252V251H188ZM204 252V251H203ZM34 253H35V251H34ZM41 253V252H40ZM49 253V252H48ZM77 253V254H78ZM153 253V252H152ZM185 253V252H184ZM195 253V252H194ZM248 254H250V256H248L247 257V255ZM8 255H10V254H8ZM44 255H45V252H44ZM55 255V254H54ZM120 255V254H119ZM148 255V254H147ZM178 255H179V253H178ZM187 255V254H186ZM43 256V255H42ZM41 256V257H42ZM49 256V255H48ZM70 256V255H69ZM115 256V255H114ZM143 256H141L142 257V259L144 258ZM169 256H170V254H169ZM168 256V257H169ZM172 256V255H171ZM176 256V255H175ZM175 256H173V257H175ZM209 256H210V254H209ZM20 257V256H19ZM19 257H17V258H19ZM37 257V256H36ZM45 257V256H44ZM149 257H151V256H149ZM154 257V256H153ZM157 257V256H156ZM176 257H178V256H176ZM199 257H201L200 255L197 257V258H199ZM202 257H203V255H202ZM12 258V257H11ZM16 258V257H15ZM46 258V257H45ZM62 258V257H61ZM77 258V257H76ZM210 258V257H209ZM208 258V259H209ZM42 259V258H41ZM44 259V258H43ZM49 259V258H48ZM52 259H53V257H52ZM115 259V258H114ZM141 259V258H140ZM144 259H146V258H144ZM179 259H181V258H179ZM200 259V258H199ZM14 260H16V259H14ZM18 260V259H17ZM39 261H40V259H38ZM63 260H64V258H63ZM67 260V259H66ZM80 260V259H79ZM103 260V259H102ZM139 260V261H138ZM147 260H149V258L147 259ZM151 260V259H150ZM159 260V259H158ZM162 260V259H161ZM164 260V259H163ZM166 260V259H165ZM168 260V259H167ZM178 260V259H177ZM188 260V259H187ZM73 261V260H72ZM94 261V260H93ZM114 261V260H113ZM184 261V260H183ZM199 261V260H198ZM15 262V264H17L16 263V261H14ZM53 262V261H52ZM65 262V261H64ZM148 262V261H147ZM150 262V261H149ZM157 262V261H156ZM173 262V261H172ZM18 263V264H19ZM43 263V262H42ZM62 263V262H61ZM66 263V262H65ZM143 263V261L140 263V264H142ZM194 263V262H193ZM14 264V263H13ZM48 264V263H47ZM69 264V263H68ZM81 264V263H80ZM89 264H91V263H89ZM96 264V263H95ZM144 264H146V262H145V260H144ZM148 264V263H147ZM152 264V263H151ZM186 264V263H185ZM199 264H200V262H199Z\"/></svg>","mask_w":264,"mask_h":264}]
</instances>
